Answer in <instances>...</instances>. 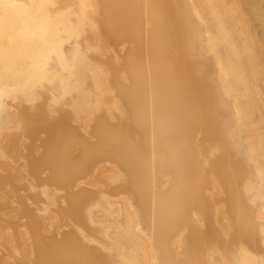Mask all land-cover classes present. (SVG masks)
I'll use <instances>...</instances> for the list:
<instances>
[{"label":"bare ground","instance_id":"6f19581e","mask_svg":"<svg viewBox=\"0 0 264 264\" xmlns=\"http://www.w3.org/2000/svg\"><path fill=\"white\" fill-rule=\"evenodd\" d=\"M115 40H118L117 44L115 43L116 42ZM119 40H121L120 43L122 41H125V42H122V45L120 44L121 47H119ZM110 43H115L114 45H116V46H113V44H110ZM115 47H116V49H115ZM112 48H114V49H112ZM97 50H100V51L101 50H113V51L117 50V53H118V50H120L119 53H124V52L129 53L128 57L134 56L132 58H127L126 61L124 60L125 61L124 63H125L127 68L123 69V67L125 68V66L122 65L123 66L122 69H123V71L124 70L126 71L128 69V66H129V71L128 70H127V72L121 71L122 72L121 75L123 73H125V74H128V72L130 73L128 75L129 77L124 78V80L128 79L130 77H132V78H130L132 81L135 80L136 78L139 79V81L141 79L140 82L144 83V81H145L144 86H147V84H150V85H148L147 88H150L151 90L148 89L147 91H152L154 93H155V89L152 88L153 86L151 87V82H153L154 80L156 81L153 83H154V87H155V83H157L156 86H158L157 87L158 92H157V94H153V96L159 95V99H155L158 104L153 99V98H156L157 96L150 98L151 94H148V96H145L144 95L145 93L143 94L145 96L144 98L147 97V99H149V100L147 101L144 99L145 101H147L146 103H148L147 105H146V103L144 104L145 101L143 99H141L142 98L141 96L139 97V95H138L139 92L136 93V91L133 90V89H136L139 91L140 89H143L144 87H142V88L138 87L139 89H137L135 87L130 86L131 87L130 93L135 92L136 93L135 95H137L138 97H136L133 94L128 93V95H133V96H135V98L131 99V97H133V96H131V97L128 96V100H127V96H126L127 94L125 95L124 91H127V90L129 91L130 87L128 89L125 88L126 85H127V87L129 85L127 80H125L128 84H126V82L124 81L123 84H121V85L122 86L125 85V87L123 86L125 89L123 91V89H122L123 87H121L120 90H122V92H124L123 97H121V98H124L126 100L127 105L125 104L122 106H127V107L130 106L131 107L132 105H128V103L130 104L133 102H135V103L139 102V103H137L138 105L136 104L135 106H140V104H141V106L146 105L145 107H142L144 109V112H143V109L140 108L141 106L138 107V110L136 109V111H135L136 112L135 115L139 116L140 117L139 119H141L142 117L144 118L145 115H148L147 117H148L149 121L152 120L151 119L152 117H153L154 121H156V122L151 121L150 123L152 125H153V123L154 124L159 123L160 124L159 126L162 125V127H159L160 130L162 129V131L160 132L162 134V137L159 136V139L161 138V142L160 143L154 142L158 146L157 147L155 144H153L154 148L156 147L158 149L159 154L162 151L166 152V150H164V149H168V151L170 150L172 152V154H174V157H175V162H173L171 167H169L168 169L165 167L166 168L165 172L169 171L172 173L174 185L170 179V176H168L169 180L167 178V180L162 181V182H164V184H163L162 190L160 189L161 190L160 193H161V195H163V194H166V195L164 196L163 201L160 204L159 203L157 204V207L160 210L159 211L157 209V211L160 213L159 214V216L161 217L160 221H157L156 210L154 208H153L152 212L149 211L150 213L148 212L149 209H146L149 206V205H147V207H146V202H148V201H146V198H144L145 199L144 201H146L144 204L145 206L142 207L143 209L139 213L137 212L138 209H136V208H140V204H141L140 198L137 200H133V204H131L132 202L130 201L131 197L129 198L130 203L127 201V204H129V205H132V206L134 204H135V206L137 205L136 208L133 206L132 209L135 208L136 209V210L134 209L135 212H137L140 215L141 214L143 215V216L141 215V218H142L141 223L139 222L140 224H137V225H140V229L137 232H134L135 231L134 228L136 229L137 227L133 226L132 230H131V228H129V226H131L130 225L131 222H130V219L128 217H126L127 216L126 215L127 213H125L126 211L123 212V214H120L122 210L116 211L115 204L113 205V201L111 203L109 201V199H108V201H109L108 204L109 203L112 204L113 207H115V208H113L114 210L111 211L110 209H112V208L110 207V205H107L106 202H104V203H106V206L110 207V209L107 207H104V203H99L101 205V208L104 207L103 209L106 208V210L109 209L111 211V212H108L109 210H107V211H103V212L112 213L113 211H116V212L120 211V213H118V214L121 215L122 217L120 216L118 219L117 218L113 219V217L116 216V215L112 216L114 213L113 212L111 214L112 219H109L111 217L110 214L106 215V216H108V217H106L107 218L106 219L104 215H103L104 217L102 216L103 213L101 214V212H99V211H98L99 213H95V214H92L90 211V213L92 214V215L88 214L90 216L87 215L85 217L86 214L83 215L86 211H87L86 213L89 212V210H88L89 207L92 208L94 206V204H93V206H92V204H90L91 206L88 205V203H90V202L93 203L92 202L93 199L96 198L93 196L94 194H96L95 196L100 197V198L97 197L98 199L96 198V201H98L99 199L100 200L103 199L102 201H104L103 195L106 193V191H104V189L108 190L107 191L108 194H105V195H107V198H108V196L112 197V195L115 193L114 187L117 184L121 185V183L124 182L127 186L128 181L126 182V180L129 178H127L126 180L123 178V177H125V178L127 177L126 172H125L126 176L125 175L123 176L124 172L121 173L123 169L120 171V173L123 176V177H121V178H123L122 181L123 180H125V181H123V182L120 181L121 182L120 184H119V182L118 183L115 182L116 178L119 179L120 177H118L119 175H117V177L115 176L117 173H115V175H113L114 172H117V170L114 171L115 165L110 164L108 162H110L113 159H119L122 156V155H120L119 151H120V149H122L124 147V145H126L128 149H126V148L122 149L121 153L123 152V154H124V153H126L124 151L130 150V147H132V146H130V145L128 146L127 144L129 143L130 139L132 140L131 136H133V135H129V137H128L127 135H125L126 133L122 134L125 138L127 137L126 139H128L129 141L127 142V140H126L125 143H127V144L123 143L124 144L123 145L121 143L122 147H119L120 146L119 145L118 147L115 148L116 150L118 148H120L117 152H116V150H114L116 152V154L119 153L117 155L112 150L114 148H112V149L109 148V147H113V146L107 145V146H109V147H107V151H104V150H106L104 147V146H106V144L104 146L102 145V148H99L101 146L100 144L105 143V140L104 141L99 140L100 135H102L103 133L105 134L106 131H107L106 133H108V131H110V133L112 132L111 130H109L110 127H108V126H110L109 123L105 122L108 119H105L102 121V119H104L103 117L107 118V115L105 116V114H103V113L108 114L107 112L110 111V114L108 115V116H110L111 112H112V115L114 114L113 115L114 117H112V118L108 117L110 119H113L112 122L117 121V119L115 120V118H119L120 120L122 119L121 117H118V115H116L114 112L115 108L120 107V106H118L119 100H120L119 96H122V93L119 91L118 92L119 94L117 95L118 97H116L114 95H116L117 92L115 94H113V92H115V91L111 92V90L114 88L113 83L111 81L113 78H111L109 81H107L106 79H108L107 75L112 74V72L108 71L109 73L107 72V75H105L106 73L103 75L102 70L100 68H98V67H101V65H99V64H102L101 61H102V59H104V57H102L103 54L101 55V53H98ZM130 50H134V51L131 52ZM94 51H97V53L96 52L94 53ZM128 51H130V52H128ZM110 52H111V54L113 53L112 51H110ZM117 53H116V55H113V56L118 57L120 54L118 53L119 54L118 55ZM97 54H99L100 56ZM109 54L110 53H108V55ZM113 54H115V53H113ZM97 56H99V57H97ZM114 57H112V58H114ZM123 58H124V56H123ZM99 60H101V61H99ZM104 60L105 61L108 60L106 55H105ZM117 61H120V60H117ZM105 65H106V69L108 67L109 70H112V68H110L111 65L108 66L109 65L108 61H107V63H105ZM105 65L102 64V66H105ZM130 66L131 67H134V66L138 67L139 73L136 75L135 74L133 75L134 72H131L130 69H136L134 71L137 72V68H130ZM118 68L121 69V67H119V65H118L117 69ZM98 69H100V70L97 71ZM106 69H105V72H106ZM120 69H118V71ZM85 72H87V75H91V77L93 79V80H90V81H92L91 83H94L93 85L98 86L99 90L102 89L101 90L102 94L100 91L101 95L97 94V93H99V90L96 93V91H97L96 86H95L96 88H93V89H96L94 91L93 90L91 92L85 91L87 89V84L84 83L85 80L82 79L83 77L85 78V76H86V75L85 76L83 75V74H85ZM97 72H99V73L102 72V74H99ZM99 75H101V77L104 76V78L106 76L107 78L105 80H103V78H102L103 82H101V79L98 78ZM124 76L125 75H122V77H124ZM135 76H137V77H135ZM111 77H112V75H111ZM122 77H120V79ZM80 78L82 80H84L82 82L84 84H81V85L84 86L85 90L82 89L81 85H80L81 88H79L80 82H78V80ZM87 79L88 78L86 77V80ZM118 79L114 78L113 82H114V80H118ZM104 81H107L108 83L110 82L112 85L106 83L105 86H99L98 83L103 84V83H105ZM137 81H135V83H137ZM115 82H116L115 85L118 86L119 82L118 81H115ZM117 82H118V84H117ZM146 82H147V84H146ZM121 83H122V81H121ZM142 83L138 82L137 84L141 85ZM153 83H152V85H153ZM85 84H86V87H85ZM130 84H132V83H130ZM107 85L108 86L111 85L110 86L111 90H109V91H110V93L113 94L114 98H112L111 97L112 95L109 93V95H111V96H109V97L107 96L108 100L103 99L105 102L104 101L102 102V100H100L101 101V102L99 101L101 103L100 104L97 99H98V97L99 98L104 97L103 96L104 87L106 89ZM42 86H43V89L45 91L46 90L50 91V92L49 91L47 92V94L50 93V95H49L50 97L54 96V95H57V96L60 95L61 96L62 94L67 95V93L72 94V93L77 92L78 93V94H76L77 96L75 94H73L75 96L74 99H71L70 96L64 97V98L61 96L63 99L69 98L68 100H71L70 104H73L74 107L78 101L82 102L83 99L85 100L84 102L86 103L88 98L90 99V97L89 96L87 97V95L95 96V94H97V95H99L98 97L95 96L97 99L95 97H93L97 101L96 102L93 101L94 99L92 98L93 102H91V108H93L94 110L96 109L95 111H97V108L99 106L97 104V102L100 105H102L104 103V105H102L104 107L105 103L110 101L111 98L115 100V97H116V103H117V99L119 98L118 103L115 104L116 107L114 105L111 106L112 109H109V108H111L108 105L109 103L106 104L109 108L106 107L107 108L106 112H104V110H103V112H102L103 115L102 114L99 115L100 113L94 115L95 112L93 113V115H94L93 118L96 116H98V117L102 116L99 118L98 117L94 118L95 120L98 119L95 122L99 123V120H101L100 121L101 123L105 122V124L108 125L107 126L108 130L105 131L104 130L105 128L103 127L104 124H102V127H101L100 123L96 124L93 121L94 120L93 119L92 122H90V123L91 124L93 123L94 126L97 125L96 127L100 126L101 127L100 129L104 128L103 130L105 132H103L101 134L100 131H102V130H99V132H98L97 129H99V128H96V127L94 128L93 125L91 126V124L89 126L88 125L89 123H88L87 127L89 129H91L93 127L94 130L96 129L97 130L96 132H98V133L95 132L97 135L96 136L95 133L93 134V132H92L93 130H87L89 132L90 131L92 132V133L88 132L89 135L91 134L90 136H92L93 141L91 143H90L91 140L88 138L83 140V142H82L81 141L82 137L80 139L78 138L80 136H77V140L78 141L80 140L78 142L75 139L76 135H74L76 133H73V132H75V130H77V129L79 130L80 128H81L80 131L81 130L84 131L83 127L77 126V128H76V125H77V123H80L82 121L84 116H86V115H84V116H82V115L86 114L85 111H88V109H89L87 107V106H90V104H88L90 102L89 100L86 104L85 103H80V104L77 103L78 107L77 106L76 107L79 108V111L82 108L81 104L87 105L86 107L88 109L86 110L85 109L86 107L82 108V110L83 109L85 110V111H83L85 113L82 114V112H80L81 115H79L80 113H78V111H75V108L72 107V109H74V111H75L74 114L77 113V115H79L77 117L80 118V116H82V118H80L81 121L76 122V125H74V127H72L71 124L70 125L68 124L70 122V120L73 122V120L75 119V116H72L73 110L71 109V105L68 104L69 102H67V104L65 103L66 106H70L69 108H66L64 106L65 104L63 101V107L62 108H66V109H62L63 113L61 112V109H58V112H56L57 109H55L56 110L55 113H59V114L57 115L54 113V115H56V117H54L55 119H52V120L53 121L55 120L54 122L58 121L61 124L64 123V121H61V120H65V121L67 120L66 121L67 124L64 123L63 125H67V127L70 126V129H68V130L71 131L70 133H73V134H70V133H68V134H70L71 136L73 135L74 137H72V138H74V140H75V142L73 141L75 143L74 144L72 141H70L72 139L71 136L68 135L71 138L69 140L70 142L68 141L69 144L72 142L70 144L71 147H70V145H69L70 148L66 147L64 144V148L66 147L67 149L73 150V148L76 149L77 148L76 146H80V144L84 143V141L89 140V142H87V143H90L89 146L87 145V143L86 144L84 143L86 146H83L84 144H82L80 146L81 149H83V147L84 148L87 147L86 149L82 150L83 154H82L81 149H80V151H78V149L75 150L77 154L74 155V153H73L74 156H71L72 157V158H70L71 161L79 163V162H81L80 160L84 161L85 156H86V159H85V160H87L86 162H88V161L90 162L91 160H94V161H92V163L91 162L89 164L86 163L88 165V167L89 166L91 167L95 163H99V159L96 155L99 156L100 153H101V156H99L100 160L101 159L106 160L104 158L105 156L111 157V158L115 155L117 157L120 156L119 158H117L116 156L113 159L109 158L111 160L108 159V162H105L102 160L101 163L105 162V163H103L104 167L108 166V165H105L106 163H108L109 167L113 166L114 170H112V171H114V172L110 173L106 169H101V170H99L98 174L95 176L94 181H92V183L95 182V184H96V182H98L97 185H99V186L103 182L108 183L110 185L108 189H106L108 187V185L106 187L103 186L104 188L101 186L103 188L101 190L98 189L99 187L97 185H94V186L98 187V188L96 187L95 189L99 190L100 192L103 191V195L101 194L102 197L100 196V192L97 190L95 191L94 188H93V190L92 189L89 190V187H91V185L89 184L90 182L88 183V181H90L92 179V177H90L91 179L90 178L88 179V177L91 176L92 173L88 174L89 172H86V171L82 172L81 170H78V171H81L80 174L76 173V174H78V178L80 176H84L83 180L87 176L86 177V180H88L87 181V183H88L87 187L89 185L90 186L88 188L85 187V189L82 190L83 189V187H82L83 183H82V185L80 186L81 188L78 187L79 189L74 187L73 188L74 190H72V188H71L70 192L73 193V195H72L73 197L68 194L70 196V198H69V196L67 197L65 195L66 197L64 198V200L66 199L67 200L66 202H68L71 199V201H73V203L77 202V204H78V203H80L79 201H81V199H82L83 202L81 201V203H85V204H81V203L80 204L84 205V206H82L84 208H80L81 207L80 204H79L80 209L78 207L77 208L80 211L82 209H85V212L83 211V214H82V211H81V215H78L79 217L74 216V217H77L75 220V223L78 222V225L80 223L83 230L86 232L88 231L85 234L88 235V233H90L91 235H93V237L90 236V234H89L88 237L89 236L90 237L89 238L86 237V241L82 237H81V239L79 237L77 238L76 235L80 236V234H83L84 231H82V233L76 232L77 233L76 234L74 231L75 230L77 231V229H75L73 231L72 229H70V226H69V228H67L68 222L66 223L67 225L64 226V228L67 226L66 229H64V230H60L62 226L61 227L59 226L60 229L58 228V231H63V232H60V234L61 233H63V234H61V235L58 234V237H60V238L63 235V238H62L63 239L62 240V242H63L62 243L63 244V251H62L63 257H60L62 255H59L61 252H58L59 253L58 256L61 259L63 258L62 259L63 261L62 260H56V261L53 260L55 262V264H264V0H0V111L3 109L4 106L7 105V104L6 105L3 104V103H6V100H4V101L2 100L3 103L1 102L2 97L4 99L5 98L4 96H6V98H7V95H9L11 98L12 94H14L16 92H19V93H17L19 96V94H21L20 92L27 93L28 90H30L32 92V90L34 88L42 87ZM91 86H92V84H91ZM119 86H120V84H119ZM137 86L138 85H136V87ZM88 87H90V86H88ZM118 87H116L117 90H118ZM51 88L53 90L54 89L55 90L53 91ZM116 88H114V89L116 90ZM147 88H145V90ZM80 89H82V92L80 91ZM89 90H91V89L89 88ZM107 90H105V93L108 92ZM83 91L85 92V95H81L82 93L84 94ZM132 91H134V92H132ZM142 91L143 90H140V92H142ZM39 92L42 93V91H39ZM87 92L89 94H86ZM93 92H95L94 95L92 94ZM152 92H150V93H152ZM36 94L34 92H32V94H30L29 96L27 94H24V96H26V95L28 96V97H26L27 99L25 98V100H28L29 103H31V102L35 103L33 101L30 102L29 99L33 96L31 100H34ZM78 95L80 97L86 96L87 100L83 97H81L79 99ZM9 96H8V98H9ZM42 96H40V97H42ZM125 96H126V98H125ZM76 97H78V98H76ZM15 98L17 99V97H15ZM9 99H7V101ZM16 99L14 101H16ZM23 99L24 98H22V100ZM75 99H79V100L74 103L73 101ZM137 99H139V101H137ZM25 100H23L24 102H22V103H25ZM41 100L39 101V103L36 101L37 102L36 105H33L32 108L37 107L38 104H40L38 106H42ZM49 100H52V101H49ZM53 100H54L53 97H52V99L51 98L48 99V101H49L48 103H50L49 105L52 104V106H55V103L53 104ZM130 100H133V101L131 102ZM141 100H142V102H141ZM152 100L155 101V103H152L151 102ZM19 101H20V103H19ZM10 102H13V100L12 101L10 100ZM17 102H18V106H20L22 104L21 100H18ZM28 102H26L24 105L26 106V104ZM121 102L122 101H120V103ZM9 103H8V105H9ZM61 103H62V101H61ZM149 103L152 105H150ZM12 104L10 106L12 108H14V106H12ZM43 105H44V103H43ZM84 105H83V107H84ZM95 105H98V106L95 107ZM10 106L4 107V110H2L3 113L0 112L1 113L0 117L4 120L3 121L2 119H0V123L3 121L2 122L3 126L6 125V124H4V122H6L7 125L10 124L11 122H13L11 120H10L11 122L6 121L8 118H10V117L12 118V116H10L11 112L9 111L11 109ZM27 106L28 107L27 108L25 107V110H24V107H21L24 110V111L22 110L23 112L21 111L23 114L28 109H30V110H28L26 112V114H29L31 112V110L32 111L35 110L34 108L33 109L29 108L30 105H27ZM122 106L118 109L120 110L122 108ZM44 107H45V105H44ZM44 107H43V109H44ZM154 107H155V110H157V111L154 110ZM21 108L19 107V109H21ZM55 108H59V107L55 106ZM99 108H100V106H99ZM5 109H7V111H5ZM19 109L18 110L15 109V112H18V113H16V114H18V115H16V117L20 116V114H21ZM43 109L41 111H43L45 113L46 108L44 109L45 111ZM69 109H70V111H67ZM100 109H102V107ZM108 109H109V111H107ZM118 109H116V110H118ZM129 109L130 110H127L128 112H126L124 114H125V117L128 116L127 118L129 120H127V118H126V120L132 122V119L129 118V117H131V114L129 112L132 110L134 112L135 109H133V107H131ZM139 109H140V111L142 110L143 115L145 114L144 116L142 115V112H138ZM71 110H72V112H71ZM92 110H91V112H92ZM111 110H113V111H111ZM122 110H123V108H122ZM38 111L36 109L37 114H36V112L33 111V113H32L33 116L30 114L32 117L37 115L36 117L33 118L34 120H35V118L39 117V115L43 114L42 112H41V114H39L40 112H38ZM50 111L52 112V110H50ZM51 112L49 113V116L52 114ZM64 112H65V114H67L66 117H65V115H62V114H64ZM69 112H71L70 114H72L69 117H71V118L74 117L73 120L70 118L66 119L68 117ZM99 112H101V110ZM120 112H121V110H120ZM7 113H9V114H7ZM34 113H35V115H34ZM87 113H90V111H88ZM121 113L123 114V111ZM127 113L130 115H126ZM139 113H140V115H137ZM5 114H7V115H5ZM23 114H21L20 120H22V117H24L26 115L25 114L23 116ZM45 114H43L44 117H45ZM91 114H89V116H86V117H89V119H91L90 118ZM122 114H121V116H123ZM165 114H167V117L166 116L164 117ZM2 115H5L4 116L5 118H3ZM30 115H28V117ZM61 115L64 118H62ZM150 115H152V116H150ZM155 115L157 117L161 116V117H158V118H161V119H159L160 122L157 121L158 118L155 117ZM47 116H48V113H47ZM6 117H8V118L6 119ZM57 117H59V118H57ZM39 118H37V119H39ZM143 118L140 121L136 117L137 120H134V121H137V122L140 121L139 124H144V123H142L144 121ZM165 118H166V120H168V122L166 124L164 123ZM23 119H25V117ZM31 119L32 118H29V119L27 118V120H31ZM33 119L31 120L33 122V124L32 123H31V125L28 124L29 127L31 128L32 125H38V127L40 126V128L44 129L43 130L44 132H41L42 129H39L40 132H37V131L33 132V130H30L31 131L30 134H33V135L29 136V134H26L29 131H27V132L25 131L26 135L24 133L23 134L26 137L29 136L30 140L27 141V138L25 136H24V138L26 139V141L28 143L33 140V142H30L31 145L36 144L35 141L39 140L38 144L40 146V143H42L43 149L42 148L41 149L44 151L45 145H43V142L45 140L41 141V138H39L40 134L44 133L45 135L44 134L41 135V137H44L47 135L46 133L49 132V130H50V132H52L54 134L55 133L61 134L62 131L60 133L57 132L58 131L57 129L60 128L59 126H61V124H59L58 122L55 123L56 131L54 132L53 128L55 129V127L53 126V124L50 126L49 125L42 126V125L47 124V123L51 124L52 120L48 121L47 123L43 122L44 124H42V123L40 124L39 122H42V121H40V119H39L38 120L39 124L38 123L36 124ZM50 119L51 118L46 119L45 121L50 120ZM13 120H15V119H13ZM20 120H18V121H20ZM84 120H85L84 123H86L88 119L87 120L84 119ZM122 120L120 123H122V126H123ZM126 120H125V122H127ZM22 121H24V120H22ZM26 121L23 122V125L21 124L22 122L20 124L22 126H24V123H26ZM118 122H119V120H118ZM84 123L82 122V126ZM150 123L148 122V128L150 127L149 126ZM56 124L58 126H56ZM115 124L117 125V123H115ZM115 124H113V126ZM125 124H124V126H125ZM128 124H130V122ZM131 124H133V123H131ZM134 124L132 125V127L134 126ZM7 125L5 126V128H7ZM10 125H12V123ZM28 125H27V128H28ZM120 125L121 124H119V126ZM152 125H151V127H152ZM47 126H48V129L50 128L49 130H47V128H44ZM51 126H52V128H51ZM119 126L115 127V128H121L122 127V126L121 127H119ZM140 126H143V125H140ZM154 126L155 125H153L152 130H154ZM10 127L11 126H8V128H10ZM38 127L32 126L31 129L38 128ZM57 127H59V128H57ZM139 127H138V129H139ZM30 128H28L27 130H29ZM86 128H85V130H86ZM126 128H129L128 133L130 134V132H129V131H131L130 127L126 126ZM13 129H15V128H13ZM123 129H124V127H123ZM146 129H144V130L146 131ZM7 130H9V129H6V131ZM17 130H18V127H17ZM62 130L65 133L67 131L64 128ZM112 130H113V128H112ZM156 130H159V129H156ZM11 131L12 130H10V132ZM122 131L123 130H121V132ZM148 131H149V129H148ZM22 132H24L23 129L19 135L20 137H22ZM76 132H78V131H76ZM37 133L39 134V137L34 136ZM52 133H49V135H50L49 139H47L45 142L51 143V141L54 142V140L55 141L57 140L55 138H54V140H53V138H50L51 136H54V134L52 135ZM83 133L88 134L85 131ZM118 133H119V131H118ZM118 133H116V134H118ZM146 133H147V131H146ZM146 133L144 134V132H143V134H142L143 136L145 135L144 136L145 139L149 138V137L146 138ZM156 133H157V131H156ZM98 134H100L99 139H96V140L97 141L99 140L100 143H99V141L98 142L96 141L97 143H95L93 138H97ZM61 135H64V134H61ZM66 135H67V133H66ZM66 135L63 136L62 140L64 139V137ZM77 135H82L83 136L82 139H84V137H85L83 134H80V133H77ZM107 135L109 137L107 141H112L114 139V138L112 139V137H110V135H114V134H107ZM107 135H106V138H107ZM55 136H57V135H55ZM68 136H67V139H69ZM104 136H102V137H104ZM139 136L141 138L140 132H139ZM149 136L151 137L152 140H155L154 137H152L151 135H149ZM10 137H11V134H10ZM34 137H37L38 139L34 138ZM58 137L60 138L62 136H58ZM124 137L120 138V137H118V135H116L115 139L119 138V140H122V142H123V141H125V139H123ZM137 137H138L137 135L134 136L132 141H134V139H136ZM1 138H3V136ZM16 138L19 139L18 135H16ZM32 138H34V139H32ZM44 138H46V137H44ZM13 139L16 140L15 138H13ZM22 139H23V137H22ZM25 139H23V140H25ZM109 139H112V140H109ZM140 140L141 139H138V140H136V142H138ZM9 141H11L9 143H12L13 140H9ZM16 141L18 142V140H16ZM76 141H77V143H79L78 145H77ZM57 142L59 143L60 141H57ZM18 143L13 144L14 147L12 145H11L12 147L10 145L9 146L12 149L14 148V150H15L16 149L15 146L19 145ZM50 143L47 146H49V145L51 146L52 144H54V143H52V144H50ZM114 143L110 142V145L111 144L113 145ZM141 143H144V142H142V140H141ZM146 143H148V142H145L144 144H146ZM29 144L27 146H25V144L22 145V143H21L20 146H22V150L24 148H27V149L29 148V150H26V149H25L26 151L23 150L26 153L24 154L25 156L24 155H23V157L21 156V159L24 158V160L28 161L29 164L26 163V164H28L26 166L29 167V169H27V170L28 171L34 170L33 172L37 175H36V177H34L33 180L36 179L35 183L37 182L36 184H38L36 186H40L39 184L42 185L44 183V181L45 182L49 181L48 178L49 179L51 177L53 178L56 174L54 175V174L50 173V171L46 172V173L51 174V175L47 176L48 178L45 179L46 175H48V174L44 173L43 171H45V170L47 171L49 169L44 168L45 167L44 162H41L42 167L40 165L38 167L36 164H40V162H37L36 160L39 159L40 161H45L51 154H49L50 151L47 149L49 152L45 151L44 155H43V153H41V154L43 156H45L46 153L48 152L47 153L48 157L46 155V157H47V158L45 157L46 159L42 158V156H40L41 154L39 153V151L41 152L42 150L37 146V148L40 150L35 149V150H37L35 152H37L38 154H37V156L35 153L33 155L32 150H34V147L29 145ZM72 144H74V145H72ZM96 144L97 145L99 144L98 148H99V150H102V151L98 150L100 152L99 154L96 153L97 150L92 152L94 149H96ZM148 144H150V143H148ZM42 146H40V147H42ZM47 146H46V148H48ZM53 146L55 147V146H57V144L53 145ZM73 146H75V147H73ZM159 146L161 147V149L159 148ZM7 147L8 146H6V148ZM54 147H51V149H54ZM138 147H140V149H141L142 144H141V146L139 145ZM151 147H152V145H151ZM20 148H18V149H20ZM31 148H33V149H31ZM64 148H60V149L57 148V149L61 150V152H62L64 150H67L66 148L65 149ZM135 148H137V146H135ZM162 148H164V149L162 150ZM142 149L145 150L144 147H142ZM150 149L151 148H149V152H151V155L153 156L152 152L155 150L152 151ZM9 150L11 151V149L8 148L7 151H9ZM14 150H12L11 152H14ZM70 150H69V153H70ZM173 150L175 151V153L173 152ZM27 151L30 153H28ZM103 151H104V153H103ZM110 151L112 153H107ZM51 152L53 153L52 150H51ZM105 152H106V155H105ZM128 152H134V151H128ZM158 153H157V155H159ZM9 154H11V153H9ZM28 154L29 155L31 154V156L34 157L33 160L35 158H37L34 160L35 162H33L32 157L28 156ZM56 154H57V152H56ZM61 154H63V152ZM84 154H86V155H84ZM87 154H89L90 156H88ZM94 154H96V155H94ZM65 155H67V154H65ZM68 155H72V154H68ZM151 155H150V159L152 158ZM14 156H17V155L14 154ZM26 156H28V157H26ZM60 156H58V157H60ZM129 156H130V154H129ZM141 156H142V159L145 158V157H143L142 154H141ZM10 157H11V159L16 158L13 156H10ZM10 157H9V159H10ZM38 157H41L42 160ZM127 157H128V155H127ZM137 157H138V154H137ZM156 157L160 158L163 156H156ZM167 157L169 158V155ZM56 158L57 157H55V159ZM63 158H67V157L64 156ZM87 158H90V160ZM128 158H131V156ZM136 158H134V159H136ZM168 158H167V160H168ZM49 159L53 160L54 157H51V158L49 157ZM49 159H48V161L50 162L51 160H49ZM55 159L51 162L55 163V161H56ZM58 159H62V158H58ZM152 159H151V161H148L149 160L148 159L147 160L148 163L156 162L155 160L152 161ZM161 159H165V158H160V160ZM171 159H173V158H171ZM67 160H68V158H67ZM67 160H64V161L66 162ZM137 160H139V159L137 158ZM137 160H135L136 163L131 162V163H128V165H126L127 163L124 164L125 163L124 161L121 162V158L119 160H116V162L117 161L121 162L120 164L122 165V167H124L125 170L130 171V176L132 175V177H134L133 179L136 178L135 180H132V178L130 177L132 181L130 179L129 180L132 183H133V181H135V182L137 181L138 178L136 176H138V177L141 176L140 172L145 170L144 164L147 163L146 160L144 159L143 168L138 167L139 172L137 173V171H136L135 172L136 174H134L133 169L137 168L135 166V164H137ZM71 161H69V162H71ZM128 161H132V160H128ZM57 162L58 163L55 165H58L61 161L59 160ZM113 162H115V161L113 160ZM21 163H24V162H21ZM62 163H64V162L62 161ZM157 163L159 164V162H157ZM14 164H16V162H14ZM18 164H19V162H18ZM33 164H35V165L33 166ZM66 164H68V163L66 162ZM71 164L69 166H71ZM103 164H100V166ZM117 165H119L118 162H117ZM133 165L135 166L134 168H133ZM147 165H148L149 169H151L150 164H147ZM167 165H168V163L166 164V166ZM23 166H25V165H23ZM32 166L36 167V168L38 167V169L35 170V168L33 169ZM59 166H62V165L59 164ZM79 166H81V165L79 164ZM157 166H158L157 169H159L160 166H162V165H157ZM40 167L42 169L43 168L44 169L41 171ZM97 167H98V165H97ZM162 168H164V167H162ZM161 169H159L158 172L162 171ZM10 170H12V169H10ZM27 170H26V172H27ZM62 170L65 171V168H62ZM67 170L68 169H66V171ZM85 170L90 171L89 169H85ZM153 170H155V168H152L151 171L147 173V174H150L148 176H151V178H153L152 177L153 173H154ZM17 171L20 172V170H17ZM35 171H39L40 173H43L44 176L40 177L39 176L40 174L38 175L39 172H35ZM56 171H58V170H56ZM0 172L2 174V171H0ZM33 172L30 174L33 175L34 174ZM69 172H71V171H69ZM92 172H94V170ZM95 172H96V170H95ZM156 172H157V170H156ZM16 173H14L12 175L14 177V179L18 178V175H16L17 177L15 176ZM82 173H84V174H82ZM57 174L58 175L56 176V180L58 179L57 177H61L60 176L61 174L59 175L58 172H57ZM157 174H161V173H157ZM164 174L165 173L163 172V175ZM73 175H71L72 180H70V182H73ZM92 175H94V173ZM155 175H156V173H155ZM2 176H4V175H2ZM2 176L0 178V180H2V181L8 178L5 176L6 178L4 177L5 179H3ZM37 176H39V177H37ZM71 176H69V177H71ZM69 177H68V179H69ZM156 177L158 178L159 176H155L154 179ZM21 178H22V176H21ZM39 178H40L39 181L42 183L37 181V179H39ZM62 178H59L60 182H62L61 181ZM75 178H77V177H75ZM43 179H45V180H43ZM54 179H55V177H54ZM54 179H52L53 182H51V181L49 182V185H47V186L45 185L46 186L45 188H48V186L50 188H53L51 186L53 184L56 185L57 182H58V185H62L61 187L66 185V184H59L60 183L59 180L54 181ZM160 179H162V178H160ZM15 180H13V181H15ZM66 180H67V177H66ZM66 180H64V181H66ZM80 180H82V179H80ZM86 180L84 181V183L86 182ZM8 181L9 180H7L6 183ZM10 181H11V179H10ZM16 181H15V183H16ZM75 181H78V180L76 179ZM130 181H129V183H130ZM155 181L158 182V180H156V179H155ZM166 181L168 182L167 186H169L170 183H172L171 185H173L171 188L168 187L169 190H165V189H167V187H164V185L166 184L165 183ZM20 182H21V180H20ZM78 182H79L78 184H80L82 181H78ZM114 182L117 184L113 185ZM138 182L139 181H137V183ZM162 182L160 181V184ZM25 183H28V181ZM132 183L130 185H132V187H135V186H133ZM137 183H136V185H137ZM139 183H138V185H139ZM141 183L143 184V182H141ZM148 183L149 182H147V183L144 182L145 187L147 186L146 190L152 191V190L147 189V188H149ZM2 184H0V186L4 187L5 184L4 185H2ZM46 184H48V183H46ZM73 184H74L73 186L78 185L75 183H73ZM7 185H6V187H7ZM138 185H137V187H138ZM151 185H152V183H151ZM151 185H149V186L152 187ZM19 186H20V184L18 185V187ZM66 186L68 187V185H66ZM126 186H122V187L124 189H126V192H124L126 194L125 198H126V196L128 198L129 194H127V189H128L127 187H129V186H127V187ZM161 186H162V184H161ZM20 187H23V186L21 185ZM117 187L119 188L120 186H117ZM143 187L144 186L142 185L141 188L140 187H138V188H140V191H141ZM153 187H156V186H153ZM110 188H111V190H110ZM13 189H17V187H14ZM40 189H38V191ZM76 189H77V191H76L77 194L74 195ZM120 189L118 192L115 193L116 195H113L114 196L113 199H116L117 196H119L121 194L124 195L122 192L125 190H123L121 187H120ZM151 189H153V188H151ZM29 190H31V188ZM78 190H82V191L81 192L79 191L80 192L79 193ZM144 190H145V188H144ZM15 191H17V190H15ZM15 191H12V192L14 193ZM50 191H52V189ZM54 191H56V189ZM83 191L84 192L87 191V193H84V195L81 194V193H83ZM153 191H154V189H153ZM17 192H19V191H17ZM22 192H23V190H22ZM57 192H54V195ZM61 192H64V191H61ZM119 192H121V193L119 194ZM130 192H128V193H130ZM15 193H14V195H15ZM23 193H25V192H23ZM29 193H31V191H29ZM32 193H34V192L32 191ZM46 193H48V192L45 191L44 194H46ZM72 193H70V194H72ZM109 193H111V194H109ZM2 194H4V193H2ZM36 194H37V192H36ZM66 194H67V192H66ZM85 194H87V195H85ZM8 195H7V197H9ZM39 195H41V194H39ZM60 195H61V193H59L58 196L57 195L56 196L60 197ZM76 195L77 196L81 195V196L77 198ZM88 195H89V197L87 198L86 196H88ZM90 195L92 197H90ZM151 195H152V192H151ZM22 196H23V194H22ZM36 196L37 195H34L32 197V199L38 197V196L37 197ZM47 196H45L46 199H48ZM158 196L159 195H157L156 197H158ZM38 198H40V197H38ZM73 198H74V200H72ZM75 198H76V201H75ZM90 198L92 201L91 200L87 201ZM107 198L105 196V200ZM22 199H24V197H21L20 199H18V201L22 200ZM53 199H54V196H53ZM58 199L59 198H57L53 202H56ZM83 199H85V200H83ZM123 199H124V197H123ZM33 200L35 201V199H33ZM40 200H42V195H41V199L37 200V202H39ZM43 200H45V199H43ZM52 200L50 203H52ZM125 200H128V199H125ZM45 201L47 202V200H45ZM135 201H136V203H135ZM141 201H142V198H141ZM21 202H23V201H21ZM116 202H117L116 203V205H117L118 200ZM143 202H142V204H143ZM11 203H14V202H11ZM40 203H41V204H39L40 206L41 205H43L42 207L46 206V205H44V202H43V204H42V202H40ZM48 203L49 202H47V206L49 205ZM156 203H157V200H156ZM8 204H10V203H8ZM8 204H6V205H8ZM35 204H37V203H35ZM96 204L98 205V202ZM120 204L118 206H120ZM124 204L127 205L125 203V201H124ZM0 205H1V203H0ZM2 205H4V204H2ZM20 205L21 204H19L18 207H19V209H22L25 207L26 204L24 205V207H20ZM61 205L64 207L62 208ZM61 205H59V207H55V209H53V217H54V215L55 216L59 215V217H60L61 215L58 213H62V212H60L61 210H65L67 212L68 209H66V208H68V206L63 205V204H61ZM138 205H139V207H138ZM36 206L33 207V208H35V210H33V211L37 214L36 209H38V208ZM75 206H77V205H75ZM86 206H87V209H86ZM9 207H10V205H9ZM150 207H151V205H150ZM12 208H16V207H12ZM25 208H27V207H25ZM28 208L30 209V207H28ZM48 208H49V206H48ZM48 208H47V210H48ZM52 208H54V207H52ZM56 208H58V209L62 208V209L59 210V212H56V211H58V210H56ZM129 208H131V206L130 207L128 206L127 210ZM9 209H7V210H9ZM103 209H101V210H103ZM121 209H122V207H121ZM140 209L138 211H140ZM0 210H2V209H0ZM10 210H12V209H10ZM14 210H16V209H14ZM54 211L56 213H54ZM94 211H95V208H94ZM17 212H15V213L18 214ZM25 212L22 215L28 214V212H26V213ZM75 212H77V211H75ZM116 212H115V214H116ZM130 212H132L131 209H130ZM12 213H13V211H12ZM30 213H31V211H29V214ZM132 213H134V211ZM2 214H3V212H2ZM32 214H30V215H32ZM104 214H106V213H104ZM37 215L39 217L41 214L38 213ZM68 215H69V213L66 214L65 217L67 218ZM33 216L36 218L35 214H33ZM63 216H61V217H63ZM81 216H83V217H81ZM0 217H1V214H0ZM10 217H12V216H10ZM16 217H20V216L16 215ZM29 217H32V216H29ZM34 217L29 219V220L32 219L30 222L32 224L34 222V225H32V224H29V225H32V227L34 229L35 228L37 229L36 225L40 220L39 221L35 220ZM38 217L36 219H38ZM59 217L56 216V218H59ZM61 217H60V219L62 220ZM71 217H73V216H70L69 218L71 219ZM132 217L135 219L134 215H132ZM132 217H131V221L133 220ZM73 219H71V220H73ZM164 219H165V221H164ZM4 220H6V219H3V218L0 219V221H2V222ZM22 220L23 219H21V221ZM29 220H26V221L29 222ZM33 220H35L36 223ZM71 220H68V221L70 222ZM136 220L137 219L133 220L134 222H132V223H137L138 220L137 221ZM8 221H9V219H8ZM10 221L8 223L11 224ZM15 221H18V220H15ZM24 221H25V218H24ZM24 221H22V222H24ZM43 221H47V220H43ZM56 221H58V219L54 220V222H56ZM4 222H7V220ZM19 222H20V220H19ZM54 222H53V225H54ZM59 222H63V220L59 221ZM72 222L70 224H72ZM46 223H48V222H46ZM75 223L73 222V225ZM127 223L129 224V226ZM4 224H3V226L5 228V226L7 224L6 225H4ZM15 224L17 225L18 223H15ZM0 225L2 226V223ZM61 225H63V224H61ZM75 225H77V223ZM12 226L13 225H11V226L7 225V227H10V228ZM51 226H52V223H51ZM56 226H58V225L55 224V226L52 229V235H55L54 229L57 228ZM72 227H75V226H72ZM21 228L17 227L16 229L20 230ZM138 228H139V226H138ZM16 229H13V233H17V232H14ZM127 229H128V232H127ZM129 229L131 230V232ZM1 230L3 233L4 232L3 227ZM23 230H25V229H23ZM27 230H29V229H27ZM55 230H57V229H55ZM99 230H102L103 232H101ZM105 230L107 231L106 233H105ZM37 231H39V230H37ZM44 231H45V229H44ZM20 232H22V230ZM24 232H26V231H24ZM18 234L11 235V239H12L11 241H13V243H15L14 240L15 241H16V239L19 240V237L18 238L15 237L14 240L12 238L13 236L18 235ZM34 234H38V233H34ZM44 234L41 233V235H42V236L40 235L41 237L39 235H37L35 239L37 240L38 236H39V241L40 240L42 241V238L43 239L45 238L46 241H44V242H47V239H48V237L46 236L47 234L45 235L46 237H43ZM1 235H3V234H1ZM142 235L144 236L145 240L141 238ZM8 236H9V233H8ZM2 237H0V238H2ZM53 237H56V235L52 236V238ZM60 238L58 239V242L60 241L59 243H61ZM22 239L24 240V238H22ZM78 239H80V240H78ZM82 239H83V241H82ZM36 240H35V242H36L35 244H37L38 246L40 244L44 245V244H42L43 242L37 243L38 240L37 241ZM1 241H2V239H1ZM20 241H18V242H20ZM84 241H85V243H84ZM58 242L52 241L51 247L53 246L54 243H58ZM0 243H2V242H0ZM18 244H20V243H18ZM96 244H98V246L100 245L101 247L98 248V246H96ZM27 245L30 246V243L29 244L27 243ZM13 246H14V244H13ZM0 248L2 249L1 246H0ZM1 249H0V251H1ZM14 249H15V247H14ZM41 249L43 250V252L45 251V249H43V248H41ZM41 249L38 251H41ZM30 250H32V249L30 248ZM53 250L59 251V250H57V248L55 249V246H54ZM38 251L36 252V254H40L42 252L41 251L38 253ZM24 253L25 252H23V254ZM6 254H9V252L7 251ZM3 255H5V254H3ZM25 255H26V253H25ZM41 255H42V253L40 255H38L37 257L40 259ZM18 257H20V256H18ZM44 257H45V255L43 256V258ZM28 258H27V260H28ZM6 259H8V257ZM12 259L14 260L15 258H12ZM23 259L21 261H23ZM44 259H46V261H47L49 258H44ZM50 259H52V258H50ZM5 261L6 260H4V262ZM40 261L42 262L43 260L41 259ZM50 261L51 260H48L44 264H51ZM26 262L27 261H25V263ZM34 262H35V264H37L36 260ZM20 263L22 264V262H20ZM16 264H19V263H16Z\"/></svg>","mask_w":264,"mask_h":264},{"label":"rangeland","instance_id":"374dc122","mask_svg":"<svg viewBox=\"0 0 264 264\" xmlns=\"http://www.w3.org/2000/svg\"><path fill=\"white\" fill-rule=\"evenodd\" d=\"M115 41H116V42H115ZM115 41H114V42L117 44V43H118V42H117L118 40H115ZM120 41H121V40H119V47H121L122 42H125V41H122V42L120 43ZM111 42H112V41H111ZM115 43H110V44H113V46H116V45H114ZM120 44H121V45H120ZM112 49H114V48H112ZM115 49H116V47H115ZM117 49H118V48H117ZM97 51H98V53H101V55L103 54L102 57H104V59H105V55H106V57H107V59H108L107 61H108V64H109L108 66L111 65L110 68H112V70H109L108 67H107V69H106V65H105V63H107V61H105L104 59H102V61L99 60V61H101V63H102L103 65H105V66H102V64H99V65H101V67H98V68H100V69L102 70L103 75H104L105 73H106L105 75H107V72H108V71H109V72H112V74L107 75L108 79H106V78H107L106 76H105V78H104V76L101 77V75H99L98 78L101 79V82H103V80H105V79H106L107 81H109L111 78H113V79H114V78H115V79H116V78H117V79L119 78L118 80H114V82H115V81H118V82H119V81L121 80L122 83H121V81H120V82H119L120 86H119V84H118V82H117L118 86L120 87V88H119L118 86L115 85L116 82L114 83V82H113V79L111 80L112 83H113L114 88L118 87V90H117V88H116V90H115L114 88L111 90V89H110V86H111L112 84H111L110 82L108 83L107 81H104L105 83H103V84L98 83L99 86H105L106 83L111 84L110 86L107 85V86H106V89H105V87H104V92H103V96H104V97H103V98H99L98 96L102 94V91H101L102 89L99 90V89H98V86L93 85L94 83H91L92 81H90V80H93L92 77H91V75H87V72H85V74H83V75H84V76L86 75V76H85V78H84V77L82 78V79H84L85 81L82 80L81 78L78 80V82H80V84H79V88H81V87H80L81 84L86 83V84H87V89H88V90H87V89L85 90L84 86L81 85L83 90H85V91H90V92H91L92 90H93V91L96 90V89H93V88H96V87H97V91H96V93H97L98 90H99V93H97V94H99V95L95 94V96L98 97V99H97L95 96H92V95H91V96H92V97H91L90 95H87V97L89 96L90 99H91V100H90V99L88 98V100L90 101L88 104H90V106H87V105L81 104L82 108H85V107L87 106L89 109H88L87 107H86L85 109H86V110L88 109V111H90V113H87L88 111H85L84 109L82 110L81 107H80V108H81L82 111H81V110L79 111V108H77V107H78L77 103H79V104H80V103H85V102H84L85 100H84L83 98L86 99V98H87L86 96H85V97H84V96H81V97H83V98H82L83 101H82V102H79L78 100H79L81 97L78 95L79 99H75V100L73 101L74 103L78 101V102L76 103L75 107H74L73 104H70L71 100H68L69 98H68V99H66V98L63 99V98H64V97H69V96H70L71 99H74L75 96H74L73 94L76 95V94H78L77 92L72 93V94H68V93H67V95H66V94H65V95L62 94L61 96H62L63 98H62L60 95H58V96H57V95H54V96H51V97H50V96H49L50 93L47 94V92H48L49 90H48V91H47V90L45 91V90L43 89V86H42V87H36V88H34V89L32 90V92H34L35 94L37 93L36 96H35V99H34L35 101H34V100H31L32 97H33L32 95H31L32 97L30 96V97H31L30 99L28 98L30 102L33 101V102H35V103H32V102L29 103L28 100H25L26 97H28L30 94H32V92H31L30 90H28L27 93H22V92H20L21 94H19V96H18V94H17V93H19V92H16V93L12 94V96L14 95L15 97H17V99H16V98L13 96V97L16 99V101H14L15 99H14L12 96H11V98H12V99H11L9 95H7V98H6V96H4L5 98L3 99V97H2V99H1V102H2V103H3L4 100H6V103H3L4 105L7 104L6 106H10V105L13 103L12 106H14V108H12V107L10 106L11 109H10V110L8 109V110H9L11 113H10L9 111H8V112L10 113V116H12V118L15 119L16 121L13 120L11 117H10L11 119L8 118L9 116L6 117V119L8 118L6 121H9V122L13 121V122H11L12 125H10L11 123L7 125V123L4 122V124L7 125V128H5L6 125L3 126V124H2V122H3L4 120L0 117V119L3 120V121L0 123V124H1V125H0V127H1V128H0V129H1V130H0V133H1V134H0V138L3 136V138L0 139V140H1V141H0V147H1V148H0V156H1V157H0V171H2V174H1V172H0V174H1V175H0V178H1L2 175H4V176H2L3 179H5L6 177H8L7 179H5V180H3V181L0 180V181H1L0 184H2V183H3L2 185L5 184L4 187H3V186H0V195H1V196H0V199H1V200H0V203H1V205H0L1 208H0V209H2V210H0V214H1L0 219L3 218V219H6V220H7V222H4V221H6V220H4L3 222L0 221V222L2 223V226L0 225V230H1L2 227H3V231H4L3 233H2V230L0 231V237L3 236L2 238H0V242H2V243H0V246L2 247V249L0 248V249H1V251H0V262H1V263H0V264H16V263L21 264L20 262H22V264H27V263H28V264H30V263H31V264H32V263L35 264V262H34L35 260L37 261V264H38V263H39V264H42V263L44 264V263H46L48 260H51V261H50L51 264H55L54 261H56V260H62L63 258L61 259L60 257H63V252H62V251H63V244H62V243H63V242H62V240H63V239H62V238H63V235H62L61 238H60V237H58V234H59V235L63 234V233L60 234V232H63V231H58V228L60 229V227L62 226L63 228L61 227L60 230H64V229H66L67 226H68L67 228H69V226H70V229H72L73 231H74L75 229H77V231H76V230L74 231L75 233H76V232H77V233H82V231H84V230H83L81 224L79 223V225H78V222H76L77 225H75V224H76V223H75V220H76L77 217H79L78 215H81V211H82V214H83V211L85 212V209H82L81 211L79 210L80 208H84V207H82V206H84V205H81V204H85V203H81L82 199H81V201H79L81 204H80V203L77 204V202H75V201H76V198H75V201H74L75 203H73V201H71V199H70V201L66 202L67 200H66V199L64 200V198H65L66 196L68 197L69 195L72 196L73 193L70 192V191H71V188H72V190H74V189H73L74 187H75V188H78V187L81 188L80 186L82 185V183H83V185H82L83 189H82V190H84L85 187H87V185H88L89 182H90L89 184L91 185V187H89L90 185L88 186V187H89V190H90V189L93 190V188L95 189L97 186L99 187V188H98V187H97V188H98L99 190H101V189H103L104 187H106L107 185H108V187H107L106 189H108L109 186H110L108 183L103 182L102 184H100V183H101V182H100V183H99L100 186L97 185L98 182H96V184H95V182L92 183V181H94L95 176L98 174L99 170H101V169H106V170H108L110 173H113L114 171L117 170V172H114L113 175H115V173H117V174L115 175L116 177H117V175H119L118 177H120V178H119V179L116 178V180H115V182H117V183L119 182V184H120L121 182L125 181L127 178H129L130 180H131V178H132V180H135L136 178L133 179L134 177H132V175L130 176V171H127V170L124 169V167H122V165L120 164L122 161L125 162L124 164L127 163L126 165H128V163H131V162H133V163L135 162V163H136L135 160H137V158H138L139 160H137V164H135V166H136L137 168H136V169H133V170H134V171H133L134 174H136V173H135L136 171H137V173L139 172V168H138V167H142V168H143V164H144L143 161H144V159L146 160L147 163L144 164V165H145V166H144L145 170H143L144 172H143V171L140 172V174H141L142 177L140 176V177H141V178H140V177L136 176V177L138 178L137 181H139L140 183L143 182V184H142V183L140 184V183L138 182V183H139V185H138L137 181H136V182L133 181V183H132V182H131L132 180L130 181L129 179H127V180H126V182L128 181V182H127V186H129V187H127L126 184H125L124 182H123V183H124L125 185H124L123 183H121V185H118L117 183L114 182L113 185H116V184H117V185L114 187V189H115V193L119 191L120 187H121L123 190H125V191H123V192L121 191L124 195L121 194V195L117 196L116 199H113V198H114L113 195H116L115 193L112 195V197H109V196H108V198H107V195H105V194H108V192H107L108 190H105V189H104V191H106V193L104 192L105 194L103 195V191L100 192L99 190L95 189V191L97 190V191L100 192V196H101V194L104 196V201H102L103 199H102V200L99 199L98 201H96V198H97L98 196H95L96 194H94V195L92 194V195H93L94 197H96V198H95V199L92 198L93 201L91 200V198L88 199V200L86 199V200H87V201L91 200V201L93 202V203H91V202L88 203V205L91 206L90 204H92V206H93V204H94L95 207H94V206H93V207L95 208V211H94V208H93V207H92L93 209H92L91 207H89V208H88L89 212L86 213V212H87V211H86L83 215L86 214V215H85V217H86L88 214H91V213H92V214H95V213H99V212H101V214L103 213L102 216L104 215L105 218H106V217H108V216H106L107 214H108V215L110 214V216H111V214L114 212L112 216H114V215H116V216H114L115 218L113 217V219H116V218L118 219L121 215L118 214V213H120V211H119V212H116V211H117V210H122L120 214H123V212L126 211V212H125V213H127V214H126V215H127L126 217H128V218L130 219V222H131V223L134 222L133 220H135V219L138 220L137 223H132V224L130 223L131 226H129V224H128L129 222L127 223L128 226H129V228H131V230H132L133 226H134V227H137L136 229L134 228V230H135L134 232H137V231L140 229V225H137V224H140V223H141V220H142V218H141V215H142V214L140 215V214H138V213L141 212V210L143 209L142 207L145 206V205H144L145 202L148 201L149 203L146 202V207H147V205H149V206H148V208H146V207H145V208H146V209H149L148 212H149V211L152 212V211H153V208H154V209L156 210L157 221H160V218H161V217L159 216L160 213L157 211V209L159 210V208L157 207V204H158V203L160 204V203L163 201L164 196L166 195V194L161 195V193H160L161 190H162L163 184H164V182H162V181L167 180V178H168V180H169V177H168V176H170V179H171L172 183L174 182V180H173V178H172V173L169 172V171H168L169 173H168V172H165V171H166V168L168 169L169 167H171V165L173 164V162H175V157H174V154H172V152H171L170 150L168 151V149H164V148H162V150L164 149V150H166V152L162 151V152L160 153V154H161V155H160V154L158 153V149H157L156 147L154 148V145H153V144H155V143H157V142H158V143L161 142V138L159 139V136L162 137V134L160 133V132L162 131V129L160 130L159 127H162V125L159 126V125H160L159 123H155V124H154L153 122H156V121H154V119H153V117H152V118H151V119H152L151 121H153L152 123H153V125H155V126H154V130H152L153 125L150 123L151 121H149V119H148V117H147L148 115H145V114H144L145 116L143 115L144 109H143L142 107H145V106L148 104V103H146V102L149 100V99H147V97H146V98H144V97H145V96H148V94H151V95H150V98H153L154 96H157L156 98H153V99H154V100H155V99H159V95H154V96H153V94H157V92H158V88H157L158 86H156L157 83H155V87H154V83H153V82H156V81H155V80H154V81L152 80L153 82H151V87L153 86L152 88L155 89V93H154V92H152V91H147L148 89H150V88H147L148 85H150V84H147V82H146L147 86H144V84H145V81H144V80H143L144 83H142V82H140L141 79H140V81H139V79H137V78H136L135 80H133V81L130 79V78H132V77H130V78H128V79H125V80H127V82L129 83L128 87H127V85H126V87H125V85H123L126 89H128L130 86L135 87V88H137V89H139L140 87H141V88L144 87L143 89H140V90H143V91H142L143 93L140 92V90H139V91L136 90V89H133V90H135L136 93L139 92L138 95H139V97H140V96L142 97L141 99H143V100H144V99L147 100V101L144 100V101H145L144 104L146 103L145 106H144V105L141 106V104H140L141 107H140V106H135L137 103H139V102H137V101H139V99H137V101H136L137 103H135V102L130 103V104L128 103V105H132L131 107H133V109H135V110H134V112H133V110L129 112V113L131 114V117H129V118L132 119V122H131V121H127V120H129V119L127 118L128 116L125 117V114H124V113L128 112L127 110H130L129 108H131V107H130V106H128V107H127V106H122V105H125V104H126V100H125L124 98H121V97H123V94H124V92H125V95L127 94L126 96H127V100H128V96L131 97V96L135 95L136 93H135L134 91H132V92H134V93H130V92H131V87H130V90H129V91L127 90L128 92H127V91H124L125 88H124L121 84H123V82L125 81L124 78L129 77L128 75H129L130 73H129V72H128V74L123 73L122 75H125L124 77H122L121 73H122V72H127V70L129 71V66H128V69H127L126 71H125V70L123 71V69H126V68H127L124 62L126 61L127 58H132V57H134V56H132V57H128V54H129V53H127V52H126V53H125V52H124V53H119L120 50H118V53H119L120 55L117 53V50H114V51H113V50H101V51H100V50H97ZM97 51H94V53H95V52L97 53ZM104 51H105V52H104ZM110 51H112V52L115 53V54H113V53L111 54ZM130 51L133 52L134 50H130ZM130 51H128V52H130ZM103 52H104V53H103ZM108 53H110L111 55H110V54L108 55ZM116 53L119 55L118 57H114V56H113V55H116ZM123 54H124V55H123ZM126 54H127V55H126ZM97 55H99V54H97ZM99 56H100V55H99ZM99 56H97V57H99ZM108 56H109V57H108ZM123 56H124L125 59L123 58ZM112 57H114V58H112ZM111 58H112V59H111ZM110 59H111V60H110ZM133 59H134V58H133ZM117 60H120V61H117ZM124 60H125V61H124ZM122 61H123V62H122ZM104 62H105V63H104ZM118 65H119V67H121V69H122L123 66H125V68L123 67L122 70H121L120 68H118V69H120V70L118 71V69H117ZM120 65H121V66H120ZM122 65H123V66H122ZM127 65H128V64H127ZM130 68H137V72L134 71V70H136V69H130L131 72H134L133 75H134V74L136 75V74L139 73V71H138V70H139L138 67H135V66H134V67H131V66H130ZM100 69H98L97 71H99ZM105 69H106V72H105ZM121 71H122V72H121ZM102 72H101V73L97 72V73L102 74ZM109 72H108V73H109ZM135 72H136V73H135ZM88 74H89V73H88ZM83 75H82V76H83ZM111 75H112V77H111ZM82 76H81V77H82ZM89 76H90V77H89ZM114 76H115V77H114ZM86 77L88 78L87 80H86ZM120 77H122V78L120 79ZM135 77H137V76H135ZM135 77H134V78H135ZM90 78H91V79H90ZM102 78H103V80H102ZM139 78H140V77H139ZM122 79H123V80H122ZM129 79H130L132 82H131ZM128 80H129V81H128ZM137 80H138V81H137ZM83 81H84V83H82ZM135 81H137V83L139 82V83H142V84H141V85H140V84H137V83H135ZM125 82H126V81H125ZM127 82H126V84H128ZM133 82H134V83H133ZM90 83L92 84V86H91ZM130 83H132L133 85L130 84ZM152 83H153V85H152ZM86 84H85V87H86ZM88 84H89V85H88ZM124 84H125V83H124ZM135 84L138 85V86L136 87ZM142 85H143V86H142ZM88 86H90V87H88ZM93 86H94V87H93ZM95 86H96V87H95ZM47 87H48V86H47ZM51 87H52V86H51ZM121 87H123L122 89H123L124 92H122V90H120ZM138 87H139V88H138ZM89 88H90L91 90H89ZM99 88H100V87H99ZM102 88H103V87H102ZM111 88H112V87H111ZM145 88H147V89L145 90ZM37 89H38V90H37ZM51 89H52V88H51ZM82 89H80L81 92H82ZM107 89H108V90H107ZM154 89H153V90H154ZM52 90H53V89H52ZM54 90H55V89H54ZM54 90H53V91H54ZM105 90H107L108 92L105 93ZM109 90H111V92L115 91V92H113V94H115V93L117 92L116 95H114V96H116V97H118L117 95L119 94V93H118L119 91L122 93V96H119L120 100H119V98L117 99V103H118V100H119V105H118V106H120V107L122 106L123 110H122V108H121L120 110H121V112L123 111V114H122V113L120 112V110L118 109V108H120V107L115 108V110H116V109H118V110H116V111L114 110V112H115L116 115H118V117H121V118L123 119V120L121 119L122 122H123V126H122V123H120L121 120H120L119 118H115V120L117 119V121H114V122H112L113 119L108 118V117H111V118L114 117V116H113L114 114L112 115V112H111V115L108 116V115L110 114L109 109H112V107H111L112 105H114V106L116 107L115 104H117V103H116V97H115V100L112 99V98H114V96H113L112 93H110ZM150 90H151V89H150ZM39 91H42L43 94H42L41 92H39ZM100 91H101V94H100ZM49 92H50V91H49ZM83 92H84V91H83ZM148 92H149V93H148ZM150 92H152V93H150ZM51 93H52V92H51ZM94 93H95V92H93L92 94L94 95ZM109 93H110L112 96L109 95ZM121 93H120V94H121ZM128 93L133 94V95H128ZM144 93H145V94H144ZM24 94H27L28 96H27V95L24 96ZM86 94H89V93L87 92ZM90 94H91V93H90ZM141 94H142V95H141ZM143 94H144L145 96H144ZM146 94H147V95H146ZM21 95H22V96H21ZM42 95H43V96H42ZM52 95H53V94H52ZM81 95H85V92H84V94L82 93ZM8 96H9L10 99L8 98ZM40 96H42V97H40ZM71 96H72V97H71ZM76 96H77V95H76ZM107 96H108V97L111 96L112 98L110 97V98H111L110 101H108L107 103H105V106L103 107L102 105H104V103H103L102 105H100V104H101V103H100V102H101L100 100H102V102L104 101L103 99H105V100L107 99V100H108V97H107ZM126 96H125V98H126ZM135 96L138 97L137 95H135ZM135 96L131 97V99L135 98ZM37 97H38V98H37ZM52 97L54 98V100H53V104L55 103V106H56V107H59V108H55V106H52V104L49 105L50 103H48V102H49V101H52V100H49V101H48V99H49V98L52 99ZM58 97H59V98H58ZM78 97H76V98H78ZM93 97H95V98L98 100V102L100 101V102H99L100 104H99L98 102H97V104L100 106V108L102 107V109H100L98 105H95V107L98 106L97 111H95L96 109L94 110L93 108H91V102H93V101L96 102V101H97V100H95ZM22 98H24L23 100H25V103L28 102L29 104L27 103L26 106H25V105H24L25 103H22V102H24V101L22 100ZM61 98H62V99H61ZM92 98H93L94 100H93ZM148 98H149V97H148ZM166 98H167V97H166ZM7 99H9V100L7 101ZM26 99H27V98H26ZM39 99H40V100L42 99V100H41V101H42V102H41V103H42V106L44 107V105H45L44 109L46 108V111H45V110L43 109L42 106H38V105H40V104L37 105L38 108H37V107H33V108L35 109V110H33L34 112H36V109H37V111L39 110L38 112H40L39 114H41V112H42L43 114L46 113V114H45V117H46V118L44 117L43 114L39 115L40 118L37 117V118L40 119V121H42V122H39L40 124H41V123L44 124L45 122L47 123L48 121H51L52 119H55V118H54V117H56V115H54V113H55V111H56L55 109H57L56 112H58V109H61V112L63 113V110H62V109H66V108H69V107H70V106H66L67 102H69L68 104L71 105V109H72V107H74V108H75V111H78V113L82 112V114L86 112V114H83L82 116H84V115L89 116V114L92 113V114L90 115V116H91V117H90L91 119H89V117L84 116V118H83L82 121H81L80 118H82V116H80V118L77 117V116L81 115V113H80L79 115H77V113L74 114L75 111H74V109H72V110H73V113H72L73 115L70 114V113L72 112V110H71V112H69V114H68V117L66 118V119L70 118V119L73 120L74 117L71 118V117H69V116H70V115L75 116V119H76V120H75V119H74L75 121L73 120L74 123L69 119L70 122H69L68 124H69V125L71 124L72 127H74V125H76V122L81 121L80 123H77L76 128H77V126H78V127H83V130H84L85 132H87V133L89 132V131H87V130H93V131H92L93 134H94L97 130H98V132H99V130H102V131H100V133L102 134L103 132H105L106 130H108V129H107V126H108V125L105 124V122H106V123H109L110 126H108V127H110L109 130H111L112 132L110 133V131H108V133H106V132H107V131H106L105 134H106V135H107V134H114V135H110V137H112V139H113V138L115 139V138H116V135H118V137L122 138V137H124L122 134H123V133H126L125 135H127L128 137H129V135H133V136H131V138H132V140H133L134 136L137 135V136H138V137H137L138 139H141L142 142H144V143H145V142L150 143V144L152 145V147H151V145L148 144V143H146V144L141 143V140L138 141V142H136V140H138L137 138L134 139V141H132L130 138H129V139H130V141H129L128 139H126L127 137H126V138H125V137L123 138V139H125V141H123V142H122V140H119V138H118V139H115V140H114V139H113V140H112V139H109V140H112V141H107L108 138H109L108 135H107V138H106V135H105L104 133H103L102 135L98 134V137H97V138H93L94 141H95V143H97L99 140H100V141H101V140H102V141L105 140V143L102 142L103 144H100V145H101L100 147L98 146L99 144H98V145L96 144V149H94L92 152H94L95 150H97L96 153L99 154V153H100L99 151H102V150H99V148H102V145L104 146L105 144H106V146H104V147H105L106 150H104V151H107V147H109V146H113V147H109V148H110V149L114 148V149H112V150L114 151V150H116L115 148L118 147L119 145H120L119 147H122L121 143L123 144V143H125L126 140H127V142L129 141V143L131 142V143L133 144V145H132L131 143H130V144H129V143H128V144L125 143V144H127L128 146H129V145L132 146V147H130V150H128V151H134L135 153H134V152L124 151V150H123V151L126 152V153H124V154H123V152L121 153L122 149H124V148L128 149L127 146L123 144L124 147H123L122 149L118 148V149L116 150V152H117V151L120 149L119 153H120V155H122L121 157H120V156L117 157L116 155L119 154V153L116 154V152L114 151V153L116 154V155H115V154H114V155H115L117 158H119V157L121 158V162H120V161H117L119 165H117L116 160H119L120 158H119V159H113L115 156H113L112 158H111V157H106V156H105L104 158H105L106 160H103V159L100 160L99 156H101V153L99 154V156L96 155V154H94V155H96V156L98 157V159H99V163H100V164H103V163H105V162H108V159H109V158L113 159L115 162H113V160L109 159V160H111V161L108 162V163H110V164H114V165H115V166H114L115 170H114L113 166L109 167V164H108V163L105 164V165H108V166H106V167H104V164L100 166L99 163H95L93 166H91V167L89 166V167H88L87 164H89L90 162L92 163V161H94V160H91L90 162H89V161L86 162L87 160H85V159H86V156H85L84 161L80 160L81 162L76 163V162L71 161L70 158H72L71 156H74L75 154H77L75 150L78 149V151H80V149H81L80 146H81L82 144H84V143L86 144L87 142H89V140L84 141V143H81V142H80V143H81L80 146H76V145H75L77 148H76V149L73 148V150H72V149H71V150H70V149H67L66 147H69V145H70L73 141L75 142L74 138H72V137H74V136H73V135H72V136L70 135V134H73V133H76V134H74V135H76V138H75L76 140H77V136H80V137H78L79 139H80L81 137L83 138L82 135H77V133H80V134H83V135L85 136L84 139L81 138V141H82V142H83V140H85V139L88 138V139L91 140V141H90V143H91V142L93 141V140H92V136H90L91 134L89 135V133H90L91 131H90L88 134H86V133H83L84 131H82V130L80 131V129H81V128H80L79 130H78V129H77V130L74 129L75 132L70 133L71 131L68 130V129H70V126L67 127V125H63L64 123H66L67 120H66V121H65V120H61V121H64L63 124L59 123L58 121H56V122H58L59 124H61V126H59L60 128L57 127V128L60 129V130L57 129V130H58L57 132L60 133V132L62 131L61 134H64V135H66V133H67V135L64 137L63 140H62V138H63L64 135L56 134V133L54 134V133L50 132V130H49L50 128L48 129V126H47V127H44V128H47V130H49V132L46 133L48 136H47V135L44 136V137H46V138L41 137V135H43L44 133L40 134V137H39V134H38V133H37L36 135H34V136H38L39 138H41V141H43V140L46 141L47 139H49V136H50L49 133H52V135L54 134V136H51L50 138H53V140H54V138L57 139L56 141L54 140V142H52V141H51V143L49 142L50 144L54 143V144H52L51 146L49 145L50 147L47 146L49 143H47V142L44 141V142H43V145H45V149H46V150L44 149V151H43V150H42V149H43L42 143H40V146H42V147H40L39 144H38V143H39V140H38V141H35L36 144H34V145H33V144L31 145V143H30V142H33L32 139L37 138V137L32 138V139H31L32 141L29 142L30 144L27 142V141L30 140V137H29V136L33 135V134H30V133H31L30 130H33V132H34V131L40 132L39 129H42V128H40V126L38 127V125H32L33 127H34V126H37V127H38V128H34V129H31L32 126H31V128L29 127V125H31V123L33 124V122H32L31 120H32L34 117H36L37 115H35V113H34L35 116L32 117V116H33V114H32L33 111H32V110H31V112H30L29 114H26V112H27L28 110H30V109H28L27 111H25L24 114L22 113V112L25 110V107H26V108L28 107L27 105H30L29 108H32V106H33V105H36L37 102L39 103V101H40ZM2 100H3V101H2ZM10 100H11V101L13 100V102H10ZM18 100H21V103H22L23 105H22V104H21V105L19 104L20 106H18V102H17ZM86 100H87V99H86ZM88 100L86 101V103L88 102ZM92 100H93V101H92ZM112 100H113V101H112ZM123 100H124L125 102H124ZM134 100H135V99H134ZM36 101H37V102H36ZM59 101H60V102H59ZM61 101H62V103H61ZM63 101H64V104L66 103V104L64 105L66 108H62V107H63ZM111 101H112L113 103H112ZM120 101H122L123 103H122V102L120 103ZM130 101L132 102L133 100H130ZM155 101H156V100H155ZM155 101L152 100L151 102H152V103H155ZM9 102H10L11 104H10ZM14 102H15V103H14ZM16 102H17V103H16ZM104 102H105V101H104ZM141 102H142V100H141ZM151 102H150V103H151ZM8 103H9V105H8ZM19 103H20V101H19ZM43 103H44V105H43ZM86 103H85V104H86ZM108 103H109V104H108ZM110 103H111V104H110ZM150 103H149V104H150ZM156 103H157V101H156ZM31 104H32V105H31ZM61 104H62V105H61ZM95 104H96V103H95ZM106 104H108L111 108H109ZM142 104H143V103H142ZM157 104H158V103H157ZM4 105H3V106H4ZM48 105H49V106H48ZM83 105H84V107H83ZM126 105H127V104H126ZM137 105H138V104H137ZM150 105H152V104H150ZM153 105H154V104H153ZM155 105H156V104H155ZM6 106H4V107H6ZM15 106H16V107H15ZM76 106H77V107H76ZM79 106H80V105H79ZM93 106H94V105H93ZM4 107H3L2 110H4ZM19 107H20V108H21V107H24V110H23L22 108L19 109ZM106 107L109 108V109L107 110V111H109V112H107L108 114L103 113V114H105V116L107 115V118L103 117L104 119H102V121L105 120V119H108V120H106V121L103 122V123H101V122H100L101 120H99V123H100L101 127H102V124H104L103 127L105 128V129H104V128L100 129V128H101L100 126H99V127H96L97 125L94 126L93 123L91 124L90 122H92V120H93L94 118L98 117V116H96V117L93 118L94 115H96V114H98V113H100L99 115H101L102 112H103V110H104V112H106V109H107ZM125 107H126V108H125ZM138 107H140L141 109H143V112H142V110L140 111V109H139L138 112H142V115L144 116V118L142 117V118L144 119V121H143L142 123H144V124H139V122L141 121L142 118L139 119L140 117L135 115V113H136L135 111H136V109L138 110ZM147 107H148V106H147ZM151 107H152V106H151ZM155 107H156V106H155ZM155 107H154V110H155ZM8 108H9V107H8ZM33 108H32V109H33ZM39 108H40V109H39ZM76 108H77V109H76ZM90 108H91V109H90ZM104 108H105V109H104ZM113 108H114V107H113ZM13 109H14V110H13ZM15 109H16V110L19 109V110H20V113L23 114V116L26 114V115L24 116L25 119H23L24 117H22V120H24V121L20 120V119H21V114H20V116L16 117V115H18V114H16V113H18V112H15ZM42 109L45 111V113H44L43 111H41ZM47 109H48V110H47ZM92 109H93V110H92ZM2 110L0 111L1 113H3ZM22 110H23V111H22ZM50 110H52V112H51ZM91 110H92V112H91ZM100 110H101V112H99ZM5 111H7V109H5ZM5 111H4V112H5ZM21 111H22V112H21ZM49 111L52 113L50 116H49V113H50ZM67 111H70V109L67 110ZM83 111H85V112H83ZM111 111H113V110H111ZM155 111H157V110H155ZM94 112H95V114L93 115ZM114 112H113V113H114ZM166 112H167V111H166ZM1 113H0V116H1ZM5 113H6V112H5ZM9 113H7V114H9ZM14 113H15V114H14ZM47 113H48V116H47ZM120 113H121L123 116H121ZM146 113H147V112H146ZM156 113H157V112H156ZM7 114H5V115H7ZM13 114H14V115H13ZM30 114H31L32 116H31ZM36 114H37V112H36ZM55 114L58 115L59 113H55ZM103 114H102V115H103ZM130 114L127 113L126 115H130ZM132 114H133V115H132ZM5 115H2L3 118H5V117H4ZM28 115H30V116L28 117ZM62 115H65V117L67 116V114H65V112H64V114H62ZM62 115H61V117L64 118ZM137 115H140V113L137 114ZM14 116H15V117H14ZM26 116H27V117H26ZM51 116H52V117H51ZM135 116L140 120L139 122L134 121V120H137ZM150 116H152V115H150ZM153 116H154V115H153ZM165 116L167 117V114H165L164 117H165ZM42 117H43V118H42ZM76 117H77V118H76ZM85 117H86V118H85ZM99 117H102V116H99ZM99 117H98V118H99ZM155 117H157V116L155 115ZM158 117H161V116H158ZM158 117H157V118H158ZM18 118H19V119H18ZM27 118H28V119H29V118H32V119H31V120H27ZM37 118H35V120L33 119L34 122H35L36 124L38 123V120H39V119H37ZM44 118H45V119H44ZM49 118H51V119L45 121L46 119H49ZM57 118H59V117H57ZM57 118H56V119H57ZM78 118H79V119H78ZM126 118H127V120H126ZM149 118H150V117H149ZM42 119H43V120H42ZM60 119H61V118H60ZM84 119H86V120L88 119L86 123H84V121H85ZM159 119H161V118H158V120H157V119H156V120H157L158 122H160ZM10 120H11V121H10ZM18 120H20V121H18ZM26 120H27V121H26ZM57 120H58V119H57ZM77 120H78V121H77ZM90 120H91V121H90ZM97 120H98V119H97ZM97 120L94 119L93 121L95 122V121H97ZM110 120H111V121H110ZM118 120H119V122H118ZM125 120H126L127 122H125ZM17 121H18V122H17ZM25 121H26V123H24V126H25V127H24V126H22V125H23V122H25ZM30 121H31V122H30ZM54 121H55V120H54ZM54 121L52 120L51 124H48V123H47V124H44V125H42V126H45V125H49V126H50V125L53 124V126L55 127V123H56V122H54ZM21 122H22V123H21ZM43 122H44V123H43ZM71 122H72L73 124H72ZM82 122L84 123L83 126H82ZM129 122H130V124H128ZM148 122L150 123V124H149L150 127H151V125H152L151 128H150V127L148 128ZM167 122H168V120H166V118H165L164 123L166 124ZM20 123H21L22 125H21ZM35 123H34V124H35ZM39 123H38V124H39ZM88 123H89V124H88ZM95 123L97 124L98 122H95ZM95 123H94V124H95ZM99 123H98V124H99ZM112 123H113V124L117 123V125L115 124V125L113 126ZM125 123H126V124H125ZM131 123H133V124L135 123V124H134L135 127H134V126L132 127L133 124H131ZM19 124H20V125H19ZM25 124H26V125H25ZM28 124H29V125H28ZM66 124H67V123H66ZM87 124H88L89 126H90V124H91V126L93 125L94 128L96 127V128H99V129H97V130L95 129V130H94L93 127H92L91 129H89V128L87 127ZM119 124H121V125L119 126ZM124 124H125V126H124ZM138 124H139V125H138ZM165 124H164V125H165ZM17 125H18V126H17ZM27 125H28V128H30L29 130H27V129H28V128H27ZM128 125H129V126H128ZM140 125H143V126H140ZM8 126H11V127L8 128ZM19 126H20V127H19ZM21 126H22V127H21ZM42 126H41V127H42ZM56 126H58V125L56 124ZM63 126H64V127H63ZM105 126H106V127H105ZM118 126H119V127L122 126V127H121V128H115V127H118ZM126 126H127V127H130V130H131V131H129L130 134L128 133V129H129V128H126ZM137 126H138V127L140 126L139 129H138ZM17 127H18V130H17ZM23 127H24V128H23ZM72 127H71V128H72ZM86 127H87L88 129H87ZM123 127H124V129H123ZM131 127H132V128H131ZM13 128H15V129H13ZM51 128H52V126H51ZM63 128L67 130L66 133L63 132V130H62ZM85 128H86V130H85ZM112 128H113V130H112ZM146 128H147V129H146ZM6 129H9V130L6 131ZM19 129H20V130H19ZM22 129H23V131H24V132H22V137H23V139H25L24 136H25L26 134H29L28 137L25 136V137L27 138V141H26V139L23 140L22 137L19 136L20 133H21V131H22ZM35 129H36V130H35ZM103 129H104L105 131H104ZM125 129H126V130H125ZM144 129H146L147 133H146V131H145ZM148 129H149V131H148ZM156 129H159V130H156ZM10 130H12V131L10 132ZM43 130H44V129H42L41 132H44ZM47 130H46V131H47ZM121 130H123V131L121 132ZM1 131H2V132H1ZM16 131H17L18 133H17ZM25 131H26V132L29 131V132L25 134ZM53 131H54V132L56 131V127H55V129L53 128ZM72 131H73V130H72ZM76 131H78V132H76ZM114 131H115V132H114ZM118 131H119V133H118ZM125 131H126V132H125ZM137 131H138V132H137ZM156 131H157V133H156ZM7 132H8V133H7ZM13 132H14V133L16 132V133L14 134ZM33 132H32V133H33ZM92 132H91V133H92ZM98 132H96V133H98ZM113 132H114V133H113ZM139 132H140L141 138H140V136H139ZM143 132H144V134L146 133V138H147V137H149V138L145 139V138H144L145 135H144V136L142 135ZM6 133H7V134H6ZM23 133H24L25 135H24ZM68 133H70V134H68ZM96 133H95V135H96ZM116 133H118V134H116ZM137 133H138V134H137ZM10 134H11V137H10ZM85 134H86L87 136H86ZM12 135H13V136H12ZM16 135H18L19 139L16 138ZM44 135H45V134H44ZM55 135H57V136H55ZM68 135L71 136V138H72L73 140H72ZM95 135H94V136H95ZM99 135H100V139H99ZM104 135H105V136H104ZM121 135H122V136H121ZM149 135H151L152 137H154L155 140H152L151 137H150ZM58 136H62V137L59 138ZM67 136L69 137V139H67ZM89 136H90V137H89ZM96 136H97V135H96ZM102 136H104V137H102ZM114 136H115V137H114ZM8 137H9V138H8ZM32 137H33V136H32ZM47 137H48V138H47ZM57 137H58V138H57ZM13 138H15L16 140H18V142H19V141H20V142L18 143V142H17L16 140H14ZM43 138H44V139H43ZM102 138H103V139H102ZM21 139H22V140H21ZM37 139H38V138H37ZM66 139H67V140H66ZM70 139H71V140H70ZM96 139H99V140L97 141ZM144 139H145V140H144ZM9 140H13L12 143H9V142H11V141H9ZM50 140H51V139H50ZM69 140L72 141L70 144H69V142H70ZM116 140H117V141H116ZM118 140H119V141H118ZM25 141H26V142H25ZM57 141H60V142L58 143ZM68 141H69V142H68ZM77 141H78V140H77ZM77 141H76V143H77ZM79 141H80V140H79ZM79 141H78V142H79ZM96 141H97V142H96ZM100 141H99V143H100ZM115 141H116V142H115ZM7 142H8V143H7ZM15 142L18 143L19 145H18V146L16 145V146H15L16 149L14 150V148L12 149V148H10V146L12 145V146L14 147L13 144H16ZM24 142H25V143H24ZM74 142H73V143H74ZM106 142H107V143H106ZM110 142H112V143L115 142V143H114L113 145H112V144L110 145ZM117 142H118V143H117ZM119 142H120V143H119ZM135 142H136V143H135ZM154 142H155V143H154ZM2 143H3V144H2ZM21 143H22V145L25 144V146H27L28 144L31 145V146H33V147H34V150H32V151H33V152H32L33 155H34V153H35L36 156H37L38 153L35 152V151L40 150V149L42 148V149H41L42 151H41V152L39 151L40 154L43 153V155H44V154H45V151H48V150H49L50 152H49V151H48V152H49V154H51V155L49 156L50 158H51V157H54V159H55V157H57V158L55 159V160H56L55 163H53V162H51V161H53L54 159H53V160H52V159H49L48 154H47L48 152L46 153V155H47L48 158L46 157V155L43 156V155L41 154L40 156H42V158H45V157H46L47 159L45 158V159H46V160L44 159L45 161H40L39 159L35 158V159H37V160H36L37 162H40V164H36V165L39 167V165L41 166V162H44V163H45V164H44L45 167H44V166H43V167L46 168V169H49V170H47V171L45 170V171H43V172L46 173V172H49V171H50V173H52V174H54V175L56 174V175L54 176L55 179H54V177L52 178V177L50 176L52 179H54V181H58L59 178H62V177L64 176V177L61 179L62 182H60V180H59V182H60L59 184H66V185H68V187L65 185L68 189H67L65 186L61 187L62 185H58V182H57V184L54 182L56 185L53 184V185L51 186V187H53L54 189H53V188H50L49 186H48V188H45L47 185H49V182H50V181L53 182V180H52L51 178H50V179H51V180H50V179L47 177V176L51 175V174H48V173H46V174H48V175H46V178H45V179L48 178L49 181H47V182L44 181V183H43L44 185H43V184H42V185L39 184L41 187H40V186H36V185H38V184H36L37 182L35 183V180H36V179H35V180H33V179H34V177H36L37 174H35V173L33 172V171H34L33 169L35 168V170H37L38 167H37V168H36V167H33V166L35 165V164H33V166H32L33 169L31 168L33 171H31V170L28 171V170H27V169H29V167H27L26 165H28L29 163H28L27 160H24V158L21 159V156L23 157V155L26 153V152H24V151L29 150V148H28V149H27V148H24V147H25V146H24V147H23V148H24V149H23L24 151H23V150H22V146H20ZM26 143H27V144H26ZM44 143H45V144H44ZM90 143H87V145L89 146ZM93 143H94V142H93ZM93 143H92V144H93ZM116 143H117V144H116ZM1 144H2V145H1ZM37 144H38V145H37ZM56 144H57V146L54 147L53 145H56ZM58 144H59L60 146H61V145H62V146L60 147ZM64 144H65V146H66L65 148H66L67 150H64L65 152L62 151L63 154H61L62 152H61V150H59V149H60V148H64ZM74 144H75V143H74ZM74 144H72V145H74ZM78 144H79V143H77V145H78ZM85 144H84L83 146H86ZM141 144H142V147H144L145 150H143L142 147H141L142 150L140 149V147H138L139 145L141 146ZM147 144H148V145H147ZM9 145H10V146H9ZM107 145H109V146H107ZM143 145H144V146H143ZM149 145H150V146H149ZM155 145L157 146V144H155ZM6 146H8V147L6 148ZM12 146H11V147H12ZM37 146H38L40 149H38ZM46 146H47L48 148H46ZM75 146H73V147H75ZM135 146H137V148H135ZM160 146H161V145H160ZM160 146H159V148L161 149ZM20 147H21V148H20ZM35 147H36V148H35ZM51 147H54V149H51ZM70 147H71V145H70ZM70 147H69V148H70ZM79 147H80V148H79ZM98 147H99V148H98ZM147 147H148V148H147ZM157 147H158V146H157ZM8 148L11 149V151H12V150H14V152L16 151L17 153H16V152H15V153H14V152H11L10 150L7 151ZM18 148H20L21 150L18 149ZM57 148H59V149H57ZM65 148H64V149H65ZM86 148H87V147H86ZM86 148L83 147V149H81V151L84 150V149H86ZM149 148H151L150 150H152V151L155 150V151H153L154 153L152 152L153 156L151 155V152H149ZM153 148H154V149H153ZM25 149H26V150H25ZM31 149H33V148H31ZM35 149H37V150H35ZM47 149H48V150H47ZM50 149L53 151V153L51 152ZM126 149H125V150H126ZM136 149H137V150H136ZM156 149H157V150H156ZM160 149H159V150H160ZM54 150H55V151H54ZM56 150H57V151H56ZM69 150H70V153H69ZM98 150H99V151H98ZM108 150H109V149H108ZM112 150H111V151H112ZM3 151H4V152H3ZM30 151H31V150H30ZM72 151H73V152H72ZM74 151H75V152H74ZM104 151H103V153H104ZM111 151H110V152H107V153H112ZM27 152H28V151H27ZM56 152H57V154H56ZM60 152H61V153H60ZM71 152H72V153H71ZM173 152L175 153L174 150H173ZM6 153H7V154H6ZM9 153H11V154H9ZM12 153H13V154H12ZM28 153H30V152H28ZM73 153H74V155H73ZM103 153H102V154H103ZM155 153H156V154H155ZM157 153H158L159 155H157ZM162 153H163V154H162ZM14 154L17 155V156H14ZM58 154H59V155H58ZM65 154H67V155H68V154H72V155H68V156H69V157H68V156L65 155ZM82 154H83V151H82ZM89 154H90V153H89ZM89 154H87V155L90 156L91 154H90V155H89ZM126 154L128 155V157L131 156V158H128ZM129 154H130V156H129ZM137 154H138V157H137ZM139 154H140V155H139ZM141 154L143 155V157H145L144 159H142ZM167 154L169 155V158H170V159L167 157V156H168ZM2 155H3V156H2ZM54 155H55V156H54ZM60 155H61V156H60ZM84 155H86V154H84ZM105 155H106V152H105ZM123 155H124V156H123ZM150 155H151V157L153 158V159L151 158L152 161L155 160L156 162H150V163H148V161H151V159H150ZM10 156L16 157V158H15L16 160H15V159H11ZM24 156H25V155H24ZM28 156L32 157L31 154H30V155L28 154ZM28 156H26V157H28ZM58 156H60V157H58ZM64 156L67 157L68 160H67V158H63ZM91 156H92V155H91ZM96 156H95V157H96ZM109 156H110V155H109ZM156 156H163V157H160V158H165V159H161V160H160V158H158V157H156ZM2 157H3V158H2ZM9 157H10V159H9ZM30 157H29V158H30ZM132 157H133V158H132ZM136 157H137V158H136ZM1 158H2V159H1ZM33 158H34V157H32V160H33ZM38 158H40V159L42 160L41 157H38ZM58 158H62L63 160H62V159H58ZM92 158H93V157H92ZM92 158H91V159H92ZM102 158H103V157H102ZM134 158H136V159H134ZM167 158H168V160H167ZM171 158H173V159H171ZM35 159H34V160H35ZM48 159L51 160V161L49 162ZM87 159L90 160V158H87ZM94 159H95V158H94ZM98 159H97V160H98ZM141 159H142V160H141ZM148 159H149V160H148ZM10 160H11L12 162H11ZM34 160H33V162H35ZM59 160L61 161L59 164L62 165V166H59V164H58V165H55V164L58 163L57 161H59ZM64 160H67L66 162H67L68 164H66V162H65ZM102 160L105 161V162H102V163H101ZM128 160H132V161H128ZM147 160H148V161H147ZM2 161H3V162H2ZM47 161H48L49 163H48ZM62 161H63L64 163H62ZM69 161H71V162H69ZM171 161H172V162H171ZM5 162H6V163H5ZM14 162H16V164H14ZM18 162H19V164H18ZM21 162H24V163H21ZM30 162H31V161H30ZM77 162H78V161H77ZM112 162H113V163H112ZM138 162H139V163H138ZM140 162H141V163H140ZM157 162H159V164H158ZM11 163H12V164H11ZM26 163H28V164H26ZM46 163H47V164H46ZM61 163H62V164H61ZM71 163H72V164H71ZM73 163H74V164H73ZM86 163H87V164H86ZM93 163H94V162H93ZM167 163H168L169 166H168V165L166 166ZM17 164H18V165H17ZM20 164H21V165H20ZM53 164H54V165H53ZM63 164H64V165H63ZM70 164H71V166H69ZM79 164H80L81 166H79ZM96 164L98 165V167H97ZM147 164H150V168H151V169H152V168H155V170H153V172H154V173H153V176H152L153 178H151V176H148V175H150V174H147L148 172L151 171V169H149V167H148ZM153 164H154V165H153ZM174 164H175V163H174ZM23 165H25V166H23ZM30 165H31V164H30ZM90 165H91V164H90ZM120 165H121V166H120ZM146 165H147V166H146ZM157 165H162V166H160L159 169H161L162 167H164V168L161 169L162 171H159V172H158L159 169H157V167H158ZM164 165H165V166H164ZM12 166H13V167H12ZM75 166H76V167H75ZM135 166L133 165V168H134ZM24 167H25V168H24ZM41 167H42V166H41ZM41 167H40V170L42 171L44 168L42 169ZM131 167H132V166H131ZM165 167H166V168H165ZM9 168L12 169V170H10ZM20 168H21V169H20ZM55 168H56V169H55ZM62 168H65V171H63L64 169L62 170ZM79 168H80V169H79ZM8 169H9V170H8ZM25 169L27 170V172H26ZM66 169H68V170L66 171ZM70 169H71V170H70ZM85 169H89L90 171H91V170H92V171L94 170V172H92V171L90 172V171H87V170H85ZM122 169H123V170H122ZM137 169H138V170H137ZM17 170H20V172L17 171ZM56 170H58V171H56ZM78 170H81L82 172H83V171L89 172L88 174H90V173L93 174V173H94V175L91 174V176L88 177V179H89L90 177H92V179L90 178V179H91L90 181L86 180V177H87V176H86L85 179L83 180L84 176H80V177L78 178V174H76V173H79V174L81 173V171H78ZM95 170H96V172H95ZM112 170H114V171H112ZM121 170H122L121 173L124 172V173H123V176L125 175V172H126V174H127V177H126V178L123 177L122 174L120 173ZM147 170H148V171H147ZM156 170H157V172H156ZM15 171H16L17 173H16ZM24 171H25V172H24ZM30 171H31V172H30ZM69 171H71V172H69ZM118 171H119V172H118ZM4 172H5V173H4ZM29 172H30V173L33 172L35 175H34V174L32 175V174H30ZM35 172H39V171H35ZM57 172L59 173V175L61 174V175H60L61 177H57L58 179L56 180V176L58 175ZM63 172H64V173H63ZM145 172H146V173H145ZM163 172L165 173L164 175H163ZM14 173H16L15 176L18 175V178H15L17 181H16V180L14 179V177L12 176ZM65 173H66V174H65ZM69 173H70V174H69ZM155 173H156V175H155ZM157 173H161V174H157ZM8 174H9V175H8ZM21 174H22V175H21ZM25 174H26V175H25ZM39 174H40V175H39ZM62 174H63V175H62ZM64 174H65L66 176H65ZM73 174H74V175H73ZM82 174H84V173H82ZM107 174H108V173H107ZM120 174H121V175H120ZM145 174H146L147 176H146ZM151 174H152V173H151ZM167 174H168V175H167ZM38 175H39L40 177L44 176V174H43V173H40V172L38 173ZM71 175H73V182H70V180H72V179H71V178H72ZM128 175H129V176H128ZM143 175H144V176H143ZM5 176H6V177H5ZM9 176H10V177H9ZM11 176H12V177H11ZM21 176H22V178H21ZM39 176H37V177H39ZM52 176H53V175H52ZM69 176H71V177H69ZM125 176H126V175H125ZM155 176H159L158 178H157V177L155 178L156 180H158V182L155 181V179H154ZM165 176H166V177H165ZM4 177H5V178H4ZM16 177H17V176H16ZM66 177H67V180H66ZM68 177H69V179H68ZM75 177H77V178H75ZM81 177H82V178H81ZM121 177H123L125 180L122 181L123 178H121ZM130 177H131V178H130ZM148 177H149V178H148ZM163 177H164V178H163ZM9 178L11 179V181H10ZM160 178H162V179H160ZM12 179L15 180L16 183H15V181H13ZM22 179H23L24 181H23ZM45 179H43V180H45ZM76 179H77L78 181H82V182H81L80 184H78L79 182H78V181H75ZM80 179H82V180H80ZM120 179H121V180H120ZM7 180H9V181L6 183ZM20 180H21V182H20ZM25 180H26V181H25ZM39 180H40V178L37 179V181H39ZM43 180H42V181H43ZM64 180H66V181H64ZM85 180H86V182L84 183ZM118 180H119V181H118ZM140 180H141V181H140ZM151 180H152V181H151ZM4 181H5V182H4ZM27 181H28V183H25V182H27ZM67 181H68V182H67ZM87 181H88V183H87ZM120 181H121V182H120ZM129 181H130V183H129ZM160 181L162 182V183H161L162 186H161V184H160ZM171 181H170V182H171ZM11 182H12V183H11ZM22 182H23V183H22ZM39 182H40V181H39ZM66 182H67V183H66ZM76 182H77V183H76ZM144 182H145V183L149 182V183H148V187H149V188H147V189L152 190V191H148V190H146V187H147V186L145 187ZM10 183H11V184H10ZM21 183H22V184H21ZM40 183H42V182H40ZM46 183H48V184H46ZM73 183L78 184L79 186H78V185H76L77 187H76V186H73V185H74ZM128 183H129V184H128ZM131 183H132L133 186H135V187H132V185H130ZM136 183H137L138 187H140V188H141L142 185L144 186V187L142 188L141 191H140V188L137 187ZM151 183H152V185H151ZM165 183H166V184L164 185V187H167V189H165V190H169L168 187L171 188V187L174 185V183H173V185H171L172 183H170L171 186H170V185L167 186V185H168V182L166 181ZM7 184H8V185H7ZM19 184H20V186L22 185L23 187H20V186L18 187ZM122 184H123V185H122ZM6 185H7V187H6ZM9 185H10V186H9ZM27 185H28V186H27ZM45 185H46V186H45ZM94 185H97V186H94ZM149 185H151L152 187H150ZM159 185H160V186H159ZM12 186H13V187H12ZM35 186H36V187H35ZM101 186H102V187L104 186V187L102 188ZM117 186H120V187L118 188ZM122 186H126V187L128 188V189H127V194H129V195H128V196H129L128 198H127V196H126V198H125V195H126V194H125L124 192H126V189H124ZM153 186H156V187H153ZM2 187H3V188H2ZM10 187H11L12 189H11ZM14 187H17V189H13ZM43 187H44L45 189H44ZM69 187H70V188H69ZM88 187H87V188H88ZM100 187H101V188H100ZM126 187H125V188H126ZM136 187H137L138 189H137ZM18 188H19V189H18ZM21 188H22V189H21ZM30 188H31V190H29ZM40 188H41V189H40ZM42 188H43V189H42ZM79 188H78V189H79ZM144 188H145V190H144ZM151 188H153L154 191H153V189H151ZM20 189H21V190H20ZM38 189H40V190L38 191ZM47 189H48V190H47ZM51 189H52V191H50ZM55 189H56V191H54ZM117 189H118V190H117ZM160 189H161V190H160ZM15 190L19 191L21 194H20L19 192L15 191ZM22 190H23V192H25V193H23ZM82 190H78V192H79V191L81 192ZM92 190H91V191H92ZM110 190H111V188H110ZM116 190H117V191H116ZM120 190H121V189H120ZM138 190H139V191H138ZM12 191H15V192H16V193L14 192L15 195H14V193H13ZM29 191H31V193H29ZM32 191H33L34 193H32ZM40 191H41V192H40ZM45 191L48 192V193L44 194ZM57 191H58V192H57ZM61 191H64V192H61ZM76 191H77V189L75 190L74 195L77 194ZM130 191H131V192H130ZM137 191H138V192H137ZM8 192H9V193H8ZM36 192H37V194H36ZM42 192H43V193H42ZM54 192H57L58 194L61 193L60 197H57V196H58L57 193H55V195H54ZM66 192H67V194H66ZM80 192H79V193H80ZM89 192H90V191H89ZM109 192H110V191H109ZM113 192H114V191H113ZM113 192H112V193H113ZM121 192H119V194H120ZM128 192H130V193H128ZM132 192H133V193H132ZM151 192H152V195H151ZM2 193H4V194H2ZM18 193H19V194H18ZM70 193H72V194H70ZM84 193H87V191H86V192L83 191V193H81V194L84 195ZM90 193H91V192H90ZM90 193H89V194H90ZM93 193H94V192H93ZM95 193H96V192H95ZM146 193H147V194L149 193L150 195H149V194L147 195ZM157 193H158V194H157ZM6 194H7V195L9 194V195H8L9 197H7ZM10 194H11V195H10ZM22 194H23V196H22ZM39 194L42 195V200H40L39 202H37V200L41 199V195H39ZM48 194H49V195H48ZM68 194H69V195H68ZM98 194H99V193H98ZM98 194H97V195H98ZM109 194H111V193H109ZM145 194H146V195H145ZM18 195H19V196H18ZM34 195H37V196L40 197V198H38V197L36 196L37 198H33V199H35V201H34V200L32 199V197H33ZM47 195H48V196H47ZM56 195H57V196H56ZM65 195H66V196H65ZM85 195H87V194H85ZM157 195H159V196L156 197ZM14 196H15V197H14ZM45 196H47L48 199H46ZM53 196H54V199H53ZM70 196H69V198H70ZM76 196H77V195H76ZM80 196H81V195H80ZM80 196H77V198L80 197ZM105 196H106V198H107L106 200H105ZM110 196H111V195H110ZM19 197H20V198H21V197H24V199L18 201V199H20ZM43 197H44V198H43ZM49 197H50V198H49ZM56 197L59 198V199L56 201L57 203H56V202H53V201H55V200L57 199ZM72 197H73V196H72ZM83 197H84V196H83ZM86 197L88 198L89 195L86 196ZM90 197H92V196L90 195ZM101 197H102V196H101ZM123 197H124V199H123ZM130 197H131V198H130ZM3 198H4V199H3ZM25 198H26V199H25ZM51 198H52L53 200H52ZM55 198H56V199H55ZM69 198H68V199H69ZM98 198H100V197H98ZM98 198H97V199H98ZM129 198H130V201L132 202L131 204H133V200H137V199L140 198V202H141V204H140V208H141V209H140V208H136L137 205H136V206H135V204L133 205L136 209H138V210L140 209V211L137 210L138 213L135 212V210H136L135 208H134L135 210L132 209V207H133L132 205L127 204V201L130 203ZM141 198H142V201H141ZM144 198H146V201H144V200H145ZM43 199H45V200H47V202H49V203H48V204H49V205H48L49 208H48V206H47V202H46L45 200H43ZM50 199L52 200V203H50V202H51ZM108 199H109V201H110L111 203H112V201H113V205L115 204V207H116V208L113 207L112 204H110V203L108 204V202H109ZM110 199H111V200H110ZM119 199H120V200H119ZM125 199H128V200H125ZM131 199H132V200H131ZM9 200H10V201H9ZM15 200H16V201H15ZM62 200H63V201H62ZM72 200H74V198H73ZM78 200H79V199H78ZM83 200H85V199H83ZM94 200H95L96 202H95ZM117 200H118V204L116 205V203H117L116 201H117ZM121 200H122V201H121ZM156 200H157V203H156ZM21 201H23L24 203L21 202ZM87 201H86V202H87ZM100 201H101V202H100ZM124 201H125V203H126L127 205L124 204ZM143 201H144V202H143ZM158 201H159V202H158ZM11 202H14L15 204H14V203H11ZM30 202H31L32 204H31ZM40 202H42V204H43V202H44V205H46V206H44V207H42L43 205L40 206V205H39V204H41ZM65 202H66V203H65ZM82 202H83V201H82ZM97 202H98V205H99V206L96 204ZM104 202H106L107 205H110V207H111L112 209H110V207L106 206V203H104ZM114 202H115V203H114ZM142 202H143V204H142ZM8 203H10V204H8ZM17 203H18V204H17ZM22 203H23V204H22ZM35 203H37L38 205L35 204ZM64 203H65V204H64ZM99 203H104V207L109 208L111 211L114 210L113 208H115L116 211H113L112 213L103 212V211H107V210H109V209L106 210V208L103 209L104 207L101 208V205H100ZM120 203H121V204H120ZM135 203H136V201H135ZM2 204H4V205H2ZM6 204H8V205H6ZM19 204H21L20 207H24V205L26 204L25 207H27V208L30 207V209H29V208L27 209V208H25V207L22 208V209H19V207H18ZM53 204H54V205H53ZM57 204H58V205H57ZM61 204H63V205H67V206H68V208L65 207L66 209H68L67 212H66L65 210H61V209L64 207V206H62ZM79 204L81 205V207H80ZM95 204H96V205H95ZM119 204H120V206H118ZM138 204H139V203H138ZM5 205H6V206H5ZM9 205H10V207H9ZM36 205H37V206H36ZM59 205H61L62 208H61V209L56 208V210H58V211H56V212H59V210H61L60 212H62V213H58V214H60L61 216H63V215L65 214L63 217L60 216V217L62 218L63 222H59V221H62V220L60 219L59 215H56V216L59 217V218H56L55 215H54V217H53V209H55V207H59ZM75 205H77V206H75ZM111 205H112V206H111ZM141 205H142V206H141ZM150 205H151L152 208L150 207ZM152 205H153V206H152ZM154 205H155V206H154ZM4 206H5V207H4ZM34 206H36V207L38 208V209H36V210H37V214H38V213L41 214L39 217H38V215L33 211V210H35V208H33ZM117 206H118V207H117ZM125 206H126V207H125ZM128 206H129V207L131 206V208H129V209L127 210ZM6 207H7V208H6ZM12 207H16V208H12ZM52 207H54V208H52ZM77 207H78V208L80 207V208L78 209ZM98 207H99V208H98ZM121 207H122V209H121ZM138 207H139V205H138ZM9 208L12 209V210H10ZM44 208H45V209H44ZM47 208H48V210H47ZM100 208L103 209V210H101ZM119 208H120V209H119ZM4 209H5V210H4ZM7 209H9L10 211L7 210ZM14 209H16V210H14ZM86 209H87V206H86ZM130 209H131L132 212L134 211V213L130 212ZM6 210H7V211H6ZM18 210H19V211H18ZM23 210H24V211H23ZM28 210L31 211L30 214H32V213L35 214L36 218L38 217V219H36V218L33 216V214L30 215ZM69 210H70V211H69ZM110 210H109L108 212H111ZM4 211H5V212H4ZM12 211H13V213H12ZM17 211H18V212H17ZM25 211L28 212V214H24L26 217H25L24 215H22ZM32 211H33V212H32ZM68 211H69V212H68ZM75 211H77V212H75ZM90 211H91V213H90ZM98 211H99V212H98ZM128 211H129V212H128ZM159 211H160V210H159ZM2 212H3V214H2ZM15 212H17L18 214H16ZM21 212H22V213H21ZM26 212H25V213H26ZM40 212H41V213H40ZM56 212L54 211V213H56ZM70 212H71L72 214H71ZM115 212H116V214H115ZM20 213H21V214H20ZM49 213H50V214H49ZM68 213H69V215L71 214L70 216H73V217H71V219L74 218L73 220H71V219L69 218V217H70L69 215H68L69 217H68V216H67V218L65 217L66 214H68ZM74 213H75V214H74ZM104 213H106V214H104ZM125 213H124V214H125ZM149 213H150V212H149ZM92 214H91V215H92ZM131 214L135 216V219L132 217ZM16 215H18V216H20V217H16ZM27 215H28V216H27ZM5 216H6V217H5ZM7 216H8V217H7ZM10 216H12V217H10ZM29 216H32V217H29ZM74 216H77V217H74ZM88 216H90V215H88ZM93 216H94V215H93ZM104 216H103V217H104ZM112 216H111L109 219H112ZM124 216H125V215H124ZM142 216H143V215H142ZM23 217L25 218V221H26V220H29L30 218H33V217L35 218V220H38V221L40 220L39 222L37 221V222H38L37 225L35 224L36 227H37V229H36V228L34 229V228L32 227V225H34V222H33V224L30 222L32 219L29 220V222H28V221L25 222ZM45 217H46V218H45ZM52 217H53V218H52ZM64 217H65V218H64ZM81 217H83V216H81ZM81 217H80V218H81ZM121 217H122V216H121ZM131 217H132V219H133L132 221H131ZM17 218H18V219H17ZM68 218H69V219H68ZM138 218H139L140 220H139ZM8 219H9V221L11 220V221H10L11 224L8 223V222H9ZM21 219H23L22 221H24V222H22ZM55 219H56V220L58 219V221L54 222ZM59 219H60V220H59ZM106 219H107V218H106ZM15 220H18V221H15ZM19 220H20V222H19ZM35 220H33V221H35ZM43 220H47V221H43ZM64 220H65V221H64ZM68 220H71V221L69 222ZM137 220H136V221H137ZM52 221L54 222V225H53V222H52ZM72 221L75 223L74 225H73V222H72ZM164 221H165V219H164ZM27 222H28V223H27ZM46 222H48V223H46ZM67 222H68V223H67ZM71 222H72V224H70ZM139 222H140V223H139ZM1 223H0V224H1ZM4 223H5V224H4ZM15 223H18V224L16 225ZM20 223H21V224H20ZM22 223H23V224H22ZM35 223H36V221H35ZM51 223H52V226H51ZM58 223H59V224H58ZM66 223H67L68 225H67ZM3 224H4V225L7 224L8 226H9V225H10V226L13 225V226L10 228V227H7V225H6L5 228H4ZM19 224H20V225H19ZM24 224H25V225H24ZM27 224H28V225H27ZM29 224H32V225H29ZM55 224L58 225V226H56L57 228H55V229H57V230L54 229V232H55L56 237H53V238H52V236H55V235H52V229H53V227L55 226ZM61 224H63V225H61ZM133 224H134V225H133ZM15 225H16V226H15ZM18 225H19V226H18ZM22 225H23V226H22ZM65 225H67V226L64 228ZM25 226H26V227H25ZM59 226H60V227H59ZM72 226H75V227H72ZM76 226H77V227H76ZM138 226H139V228H138ZM14 227H15V228H14ZM17 227H19V228L22 227V228H21L20 230H17V229H16ZM24 227H25V228H24ZM27 227H28V228H27ZM31 227H32V228H31ZM51 227H52V228H51ZM71 227H72V228H71ZM12 228H13V229H16L14 232H17V233H13V229H12ZM23 229H25V230H23ZM27 229H29L30 231L27 230ZM44 229H45V231H44ZM46 229H47V230H46ZM21 230H22V232H20ZM31 230H32V231H31ZM37 230H39V231H37ZM41 230H42V231H41ZM129 230H130V229H129ZM131 230H130V232H131ZM8 231H9V232H8ZM24 231H26L27 233L24 232ZM46 231H47V232H46ZM99 231L103 232L102 230H99ZM125 231H126V230H125ZM7 232L9 233V236H10V237L8 236V233H7ZM11 232H12V233H11ZM29 232H30V233H29ZM87 232H88V231H87ZM87 232L84 231L83 234H80V236H77V235H76V237H77V238L79 237L80 239H81V237H82V238H84L85 241H86V237H88V235L90 234V233H88V235L85 234V233H87ZM106 232H107V231L105 230V233H106ZM127 232H128V229H127ZM18 233H19V234H18ZM20 233H21V234H20ZM24 233H25V234H24ZM31 233H32V234H31ZM34 233H38V234H34ZM41 233H43V234L45 233L43 237H46V236L48 237L47 242H44V241H46L45 238H44V239L42 238V241H41V240L39 241V236L41 235ZM77 233H76V234H77ZM1 234H3V235H1ZM14 234H18V235L13 236V237H12L13 240H14L15 237H16V238L19 237V240H18V239H16V241L14 240L15 243H13V241H11V240H12V239H11V235H14ZM26 234H27V235H26ZM46 234H47V235H46ZM53 234H54V233H53ZM37 235H39V236H38V239H37L38 241L35 239ZM45 235H46V236H45ZM86 235H87V236H86ZM25 236H26V237H25ZM41 236H42V235H41ZM41 236H40V237H41ZM90 236L93 237V235H91V234H90ZM90 236H89V237H90ZM89 237H88V238H89ZM3 238H4V239H3ZM22 238H24V240H23ZM33 238L37 241V243H42V242H43L42 244H44V245H41V244H40V245L38 246L37 244H35L36 242H35V240H34ZM54 238H55V239H54ZM59 238H60V240H61V243H59L60 241L58 242V239H59ZM141 238L145 240V238H144L143 235H142ZM1 239H2V241H1ZM32 239H33V240H32ZM53 239H54V240H53ZM80 239H78V240H80ZM9 240H10V241H9ZM20 240H21V241H20ZM18 241H20V242H18ZM52 241H54V242L56 241V242H58V243H54L53 246L51 247ZM82 241H83V239H82ZM85 241H84V243H85ZM11 242H12V243H11ZM16 242H17V243H16ZM24 242H25V243H24ZM126 242H127V241H126ZM18 243H20V244H18ZM27 243H28V244L30 243V246L27 245ZM48 243H49V244H48ZM13 244H14V246H13ZM17 244H18L19 246H18ZM45 244H46V245H45ZM126 244H127V243H126ZM10 245H11V246H10ZM16 246H17V247H16ZM25 246H26V247H25ZM54 246H55V249L57 248V250H59V251H55V250H53V249H54ZM96 246H98V244H96ZM14 247H15L16 250L14 249ZM23 247H24L25 249H24ZM99 247H101V246L99 245L98 248H99ZM21 248H22V249H21ZM30 248H31L32 250H30ZM38 248H39V249H38ZM41 248L45 249V251L43 252V250H42ZM37 249H38V250L41 249L42 252H41V251H38ZM60 249H61V250H60ZM22 250H23V251H22ZM27 250H28V251H27ZM33 250H34L35 252H34ZM3 251H4V252H3ZM7 251L9 252V254H6ZM17 251H18V252H17ZM37 251H38V253H39V252L42 253L40 259H39L37 256L40 255L41 253H40V254H36ZM2 252H3V253H2ZM19 252H20V253H19ZM23 252H25L26 255H25V253L23 254ZM27 252H28V253H27ZM32 252H33V253H32ZM56 252H57V253H56ZM58 252H61V253L59 254ZM17 253H18V254H17ZM44 253H45V254H44ZM3 254H5L6 256L3 255ZM43 254L45 255L44 258H49L47 261H46V259L43 258V256H44ZM58 254H59V255H62V256L59 257ZM2 255H3V256H2ZM7 255H8V256H7ZM16 255H17V256H16ZM24 255H25V256H24ZM27 255H28V256H27ZM18 256H20V257H18ZM5 257H6V258L8 257V259H6ZM11 257H12V258H15V259L13 260ZM28 257H29V258H28ZM36 257H37V258H36ZM2 258H3V259H2ZM4 258H5V259H4ZM23 258H24V259H23ZM27 258H28V260H27ZM50 258H52V259H50ZM1 259H2V260H1ZM22 259H23L24 262L21 261ZM41 259H42L43 261L45 260L46 262H45V261H44V262H43V261L41 262V261H40ZM4 260H6V261L4 262ZM15 260H16V261H15ZM53 260H54V261H53ZM2 261H3V262H2ZM14 261H15V262H14ZM25 261H27V262L25 263ZM39 261H40L41 263H40ZM52 261H53L54 263H53ZM62 261H63V260H62Z\"/></svg>","mask_w":264,"mask_h":264}]
</instances>
